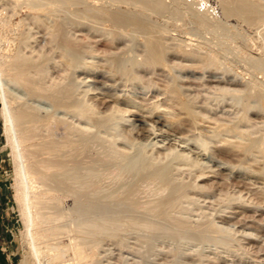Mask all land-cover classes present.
<instances>
[{
    "label": "bare ground",
    "instance_id": "obj_1",
    "mask_svg": "<svg viewBox=\"0 0 264 264\" xmlns=\"http://www.w3.org/2000/svg\"><path fill=\"white\" fill-rule=\"evenodd\" d=\"M1 1V4L0 5H5L3 6L2 8H0V117L2 119V135L5 137V140H6V146L10 148V153H11V158H12V173H13V176H12V179H13V182H12V187L14 189V192H15V195H16V198H17V205H18V210H19V214H20V217H21V220L23 222V229L21 230V236H20V257L17 261L16 264H101V257H100V248H101V243L105 240V239H112L114 240L113 242H115L116 244L118 243L119 245L120 244H123L125 245L123 242H125V238L122 236L124 235L125 233V230L128 232L127 229H130L129 231H136L139 232L137 233L138 236H140L141 234V238L139 239H143L144 241H149V239H152L153 237H155L154 234H159L161 236L160 233H169V236L171 234V236L173 234H177V233H180V231L183 232V229H192L194 227H201V229L203 228V230L205 229L206 231V227H204L203 223H206L207 224V227L208 229H213L214 227V224L216 223L213 219H210V222H202V224L200 225L199 223H196V225H193L191 224V222L189 223L188 222V219H185L186 217L185 216H182V211H184V209L186 207L183 206L182 202H186L185 200H190L191 197L188 196V192H186V186H183L182 183H185L188 181V183L190 182V180L188 179H185L183 178L182 179V187L178 186L179 188H177L176 186V183H178L179 181H174V179H170L168 175H170V173L168 174V171H172V170H169L167 168L168 166L165 164V162L167 161H162L159 160L161 157L162 158H168L169 159V153L170 152H176L177 150L175 149V146H174V150H172V146H169L168 148L171 149L169 150L167 148V145H166V150L164 148L163 151L162 150H157L156 151V155H150L149 158L146 160V162H144L142 164V162H140V160L138 159V161L140 162L139 163V166L137 168L134 169L133 166L131 165H128L129 163V159L127 158V155H126V151L123 150V148H125V146L121 148V142H120V147H118L116 145V143H119V136L118 134H115L114 132H112L110 135L112 136V138H110L111 136L109 137H104L106 136V132H102V130L100 132H102L101 136L99 135V129L97 128V126H95V124L100 126L103 122V125L107 122L108 124H110V122L113 124L114 120H112V118L115 119V121H118V120H124V110L125 108H119L117 106H120L117 105L115 102L112 101V104L114 103L115 105H108V102L109 101H106V97L108 95H106L105 98L103 99H106L104 101L107 102V104L105 105L108 110L107 111H104L105 108L103 109L102 112H100L102 110L99 111L96 107V104L98 105V102L97 100H95V97H94V100L95 102L93 101V96L91 95L92 99H90L94 104H91L89 102H87L86 100H84L81 96L79 97L76 92H75V89L74 87L77 85L75 83V81H72V83H69L71 81H69L70 79L68 78V72H69V69L71 67H74L76 64V59H74V53H78L81 51L82 47H84L83 43L85 42V40L83 41V43L81 41H77L74 39L71 40L67 37L70 36V34L68 35H62L61 33H64V32H60L61 29L63 28V26L61 24H64L65 23V20H63L60 16V14L58 13V17L61 18L59 19L62 20L61 22L63 23H54L53 21V28L51 29L49 23L47 24L48 26L45 28H48V29H45L46 32V40L44 41H40V40H37L35 37H34V32H32L33 34V39L34 40H31L33 41V45L30 41H28V36H31V35H26V33L28 32H25V29L23 27V22L25 19L24 17H19L18 20L14 21L12 20V17L14 16V13H8L9 11V6H7L9 3H12V10L16 8V6H18L19 4L23 3L24 6L26 7V9L28 10V18H32V22L34 23H43L44 25V20H40L42 19L41 16H39L40 13L42 14H53L54 11H58L59 9H67L69 11V13L71 14H74L76 16H78V18H83V19H88V20H91V21H95V22H98V21H103V22H109L110 23V28L109 30H103L104 32L101 31L100 35L99 36H102L103 37V34L104 33L105 35L107 34L106 37H104L106 39V42H110V41H113L114 40V35L119 34L122 32L123 34V31H118L116 33H114L116 31V29H118V27H121L122 25L126 24V23H130L132 26V28H136V29H139V27H145L147 28V31L146 32H149V31H153L155 30V25H156V32L154 33V35L156 34V40H154V38H145L146 39V51L145 52H148L146 54H144V52L141 54V55H146L145 56H141L142 57V60L140 62H142L143 60H145L147 64L148 61L151 62V65H153V63H156V65H164V67L166 66V57H164L166 55V43L164 45L163 41L167 38V35L168 34H165V39H163L164 37L162 32L164 31L163 29L161 28H158L157 24L159 21H157V23L155 21H153V19H151L152 17L151 14H155L156 15L158 13H160L161 11L163 12V10L165 9V12L168 11V15L170 17H172V15L176 12H179L178 15L180 16V12L183 11L184 14H187V15H190L192 17V20L194 21V25H199V27L201 28H207V31L208 29L212 32H215V33H218V34H223L224 33V30L226 29V26H224L225 24L222 25V23H220V19L221 18H214L216 20H219L218 23L216 20V22L214 20H211V16L209 17L207 12L209 11L208 9H210V11L208 12L210 15H211V10L212 8H209L210 6H208V8L206 9V6L204 7V9L206 11H202L200 12V9L199 11L192 7V5L189 3H186V0L185 2L182 0H172L175 5H176V8H173L174 11H172V7L169 8V10L167 9L168 7H170L169 5H167L168 7H165L166 4L168 2H165L163 0H134L133 1V5H135V8L134 11L132 13H127V14H123V10H120V9H111L110 6H106L108 5V3H106V5H103L100 4L101 1L99 0H96V2H94V0H0ZM117 1V0H115ZM121 1H124V0H121ZM130 1V0H129ZM128 3L131 4L132 1H130ZM218 3H220L221 5V9H222V12L224 14V16H230V15H235V13H237L236 15H238V13H244L246 14V12H250V10H252L254 8V5L252 4L253 1H251V3L249 4L246 0H217ZM97 2H100V3H97ZM120 2V1H119ZM125 2V1H124ZM166 4H165V3ZM204 3L205 4V0H197L196 2H193L194 4L196 3L198 6V4H201V3ZM257 2V1H256ZM254 2V3H256ZM126 3V2H125ZM215 3H216V0H215ZM112 3H110L111 5ZM165 4V5H164ZM180 4L182 6V4H184L185 6L184 7H180ZM193 4V5H194ZM259 4V3H257ZM10 5V4H9ZM128 5V4H127ZM132 5V4H131ZM132 5V7H133ZM173 5V4H172ZM206 5V4H205ZM213 6V5H212ZM9 7V8H8ZM22 7V6H21ZM255 7H258V6H255ZM260 7V6H259ZM200 8V6H199ZM215 8V7H214ZM213 8V9H214ZM261 8V7H260ZM58 9V10H57ZM132 9V8H131ZM129 9V10H131ZM132 9V10H133ZM220 9V10H221ZM258 9V8H256ZM66 10V11H67ZM167 10V11H166ZM16 11V10H14ZM62 10H60L61 12ZM172 11V12H171ZM256 10L254 9L253 12H255ZM160 15L162 16H166L168 17L166 14L167 13H162ZM170 12L172 14H170ZM174 12V13H173ZM203 12H205V15ZM211 12V13H210ZM214 12V11H213ZM256 13V12H255ZM16 14V13H15ZM18 14V13H17ZM64 14V13H63ZM175 16L177 17L178 15ZM250 14V13H249ZM254 14V13H253ZM68 15V14H67ZM251 15V14H250ZM21 16V15H20ZM69 16V15H68ZM66 16V17H68ZM72 16V15H71ZM158 16V15H157ZM240 16V15H239ZM254 16V15H253ZM48 17V16H47ZM49 17H51L49 15ZM56 17V15H55ZM73 17V16H72ZM72 17L69 16V19L70 20ZM154 17V16H153ZM170 17V18H171ZM182 17V16H181ZM180 17V18H181ZM190 17V19H191ZM213 17V16H212ZM255 17V16H254ZM57 18V17H56ZM74 18V17H73ZM174 18V17H172ZM226 18V17H225ZM249 18V17H248ZM15 19V18H13ZM27 19V18H26ZM76 19V18H75ZM255 19V18H254ZM31 20V19H30ZM58 20V19H57ZM73 20V19H72ZM70 20V21H72ZM77 24L75 22L76 25H79L82 26V21L80 19H77ZM155 20V18H154ZM166 20V19H165ZM164 20V21H165ZM182 20V19H181ZM184 20V19H183ZM188 20V19H187ZM186 20V21H187ZM190 20V21H192ZM222 20V19H221ZM258 21V19H256ZM29 21V20H28ZM38 21V22H37ZM40 21V22H39ZM46 21V20H45ZM168 21L169 18H168ZM168 21L166 20V24L168 23ZM192 21V22H193ZM230 21V20H229ZM247 21V19L245 20ZM31 22V24H32ZM74 22V21H72ZM83 22H87L86 20H84ZM154 22L156 24H154ZM171 22V21H170ZM191 22V23H192ZM195 22L197 24H195ZM222 22V21H221ZM248 22V21H247ZM251 22V21H249ZM30 23V22H29ZM68 22H66L67 24ZM88 23V22H87ZM94 22H92L93 24ZM231 23V21H230ZM60 24V26L62 28H60V26L58 25ZM69 24V23H68ZM68 24L66 25V27L68 26ZM89 24V23H88ZM160 24V23H159ZM229 24V22L227 23ZM226 24V25H227ZM233 24V23H232ZM232 24H231V27H232ZM235 24V23H234ZM33 25V24H32ZM35 25V24H34ZM38 25V24H37ZM55 25V26H54ZM74 25V24H73ZM90 25V24H89ZM163 25V24H161ZM159 25V26H161ZM169 24H167V27H168ZM27 29H28V26L31 27V25L28 24L27 22V25H26ZM36 26V25H35ZM33 26V27H35ZM50 26V27H49ZM65 26V24H64ZM72 26V24H71ZM70 26V27H71ZM92 26V25H91ZM230 26V25H229ZM40 27V25H38V28ZM42 27V26H41ZM55 27V28H54ZM65 27V28H66ZM89 27V26H88ZM94 28V25L92 26ZM97 26H95L94 30L95 31H98L97 33L99 34V30L100 29H96ZM104 27V26H103ZM163 28L165 26H162ZM166 27V28H167ZM198 27V26H197ZM229 27V28H231ZM37 29H35L34 31H39ZM68 28V27H67ZM76 28V27H74ZM84 28V26H83ZM98 28V27H97ZM105 28V27H104ZM122 28V27H121ZM119 28V29H121ZM228 28V29H229ZM34 29V28H32ZM70 29V28H69ZM80 29V28H79ZM106 29V28H105ZM197 30V28H195ZM238 28L236 27L234 30L236 31H239V29L237 30ZM30 30V29H29ZM66 30V29H65ZM90 30V29H89ZM89 30H86L89 32ZM92 30V29H91ZM90 30V32H91ZM121 30H124L126 31L125 28H122ZM133 30V29H132ZM131 30V31H132ZM140 30V29H139ZM139 30H137L139 32ZM169 30V29H168ZM168 30H166L168 32ZM202 30V29H201ZM12 31V32H11ZM31 31V30H30ZM69 32V30H67ZM85 31V34H87ZM134 31V30H133ZM136 31V30H135ZM136 31V32H137ZM228 31L227 29L225 30V32ZM230 29H229V35L228 36H232L230 37L229 39H237V33H234L235 31H233L234 33V37H233V33L231 34L230 33ZM241 31V30H240ZM79 32V30H78ZM78 32L77 35H78ZM82 32V31H81ZM80 32V33H81ZM93 32V31H92ZM135 32V33H136ZM223 32V33H222ZM232 32V31H231ZM36 33V32H35ZM70 33V32H69ZM74 33V32H73ZM79 33V34H80ZM84 33V32H83ZM96 33V32H95ZM96 33V35H97ZM128 33L127 31L125 32V34ZM135 33H132V35ZM186 33H189V32H186ZM242 33V32H239V34ZM39 34V33H38ZM42 34V33H40ZM44 34V33H43ZM102 34V35H101ZM118 34V36H119ZM121 34V35H122ZM243 34V33H242ZM74 35V34H72ZM72 35L70 36L72 38ZM82 35V34H81ZM84 35V34H83ZM89 35V34H87ZM85 35V36H87ZM91 35L93 36V33H91ZM104 35V36H105ZM110 35V36H109ZM128 35V34H127ZM138 35V34H137ZM151 36H154L152 34H150ZM162 35V36H161ZM67 36V37H66ZM75 36V35H74ZM85 36H83L84 38H86ZM90 36V35H89ZM99 36H96V38H98ZM136 36V35H135ZM134 36V37H135ZM172 36V35H171ZM175 36V35H174ZM225 36V35H224ZM227 36V37H228ZM239 36V35H238ZM78 37H80V35H78ZM77 37V38H78ZM101 37V38H102ZM117 37V36H116ZM115 37V38H116ZM145 37V35H144ZM189 37V36H188ZM187 37V38H188ZM218 37V36H217ZM226 37V36H225ZM240 39L241 38H244L242 36H239ZM31 38V39H32ZM74 38V37H73ZM76 38V36H75ZM81 38V37H80ZM94 38V37H92ZM99 38V39H101ZM102 39L105 41V39ZM119 38V37H118ZM121 38V36H120ZM123 38V37H122ZM133 38V37H132ZM130 38V39H132ZM161 38L163 40H161ZM170 38V37H169ZM178 38L175 36V39ZM190 38V37H189ZM223 38V37H222ZM41 39V38H40ZM99 39H95L96 42L97 40L99 41ZM113 39V40H112ZM125 39V38H124ZM135 39V38H134ZM174 39V38H173ZM175 39L173 41H175ZM181 39H184V38H180ZM215 39V38H214ZM224 39V38H223ZM231 39V40H232ZM245 39V38H244ZM244 39H242L244 41ZM87 40H90L89 37ZM108 40V41H107ZM116 40V39H115ZM133 40V39H132ZM131 40V41H132ZM136 40V39H135ZM179 40V42H180ZM191 40V39H190ZM190 40H188L189 42H191ZM219 40V38H218ZM221 43H224L225 46H228L229 44L225 43L227 41V38H225V40H222L220 39ZM35 41V43H34ZM120 41V40H119ZM167 41V40H166ZM164 41V42H166ZM172 41V39L170 40ZM205 42H207V40H204ZM241 41V40H240ZM93 41H91V43L89 42V44L92 46L91 47H88L90 50L92 49V47H95L94 44L92 43ZM101 42V41H100ZM105 42V43H106ZM108 42V43H109ZM118 42V41H117ZM128 43H131L128 41H126ZM134 42V41H133ZM200 42V41H199ZM208 42H210L208 40ZM229 42V41H228ZM231 42V41H230ZM236 40L234 41V44H235ZM238 42V41H237ZM32 45H31V44ZM103 44H105L103 41H102ZM112 42H110L109 45H111ZM116 43V42H115ZM125 43V42H124ZM168 43V42H167ZM172 43V42H171ZM183 44H177L176 45V41L174 42V50L176 51L175 52V55L177 53H180V55L182 54H185V52H187L188 50H186L187 46L189 45V43H187V41H183L182 42ZM193 43V41H192ZM196 43V42H195ZM193 43V44H195ZM201 43V42H200ZM204 43V42H203ZM212 43V42H211ZM210 43V44H211ZM220 43V45H222ZM233 42H231V47L230 48H237L239 46H233L232 45ZM85 44L87 45V43L85 42ZM114 44V43H112ZM121 44V43H120ZM126 44V43H125ZM173 44V43H172ZM209 44V45H210ZM223 44V45H224ZM227 44V45H226ZM101 45V44H100ZM99 45V46H100ZM106 45H108L106 43ZM118 45V44H117ZM137 45V44H136ZM201 45V44H199ZM198 45V47H200ZM206 45V44H205ZM204 45V46H205ZM208 45V47H209ZM213 44H211L210 46L212 47ZM222 45V46H223ZM237 45V44H236ZM98 46V45H97ZM96 46V47H97ZM103 46V45H102ZM105 46V45H104ZM120 46V45H119ZM129 46V45H128ZM132 46V45H131ZM172 46V47H173ZM224 46V47H225ZM233 46V47H232ZM242 46V45H241ZM241 46L239 48H241ZM245 46V44H244ZM26 47H33L31 50H29V48H26ZM34 47H36L34 49ZM86 47V46H85ZM111 47V46H110ZM109 47V48H110ZM114 47V45L112 46ZM121 47V46H120ZM125 47V46H124ZM202 47V46H201ZM247 47V46H245ZM24 48L28 49V52L26 53ZM86 47V49H88ZM115 48V47H114ZM113 48V49H114ZM128 48V47H127ZM138 48V47H137ZM189 48V47H188ZM213 48V47H212ZM223 48V47H222ZM227 48V47H226ZM225 48V50H226ZM229 48V49H230ZM111 49V48H110ZM109 49V50H110ZM131 49V48H130ZM133 49H136V48H133ZM168 49V48H167ZM193 49V48H192ZM200 49V48H199ZM203 49V48H202ZM209 49V48H208ZM217 49V48H216ZM214 49V50H216ZM224 49V48H223ZM227 48V50H229ZM106 50H108L106 48ZM128 50V49H127ZM126 50V51H127ZM137 50V49H136ZM194 51H196L195 49H193ZM204 51H208L205 47L203 49ZM214 50H211V51H214ZM258 48H257V52H258ZM88 51V50H87ZM86 51V52H87ZM93 51V50H91ZM96 52H98L97 50H95ZM95 51H93L94 53H96ZM99 51H102V50H99ZM132 51V49L130 50ZM129 51V54L131 53ZM138 51V50H137ZM190 48H189V56H191V52H190ZM209 50V52H211ZM219 51V50H216V52ZM232 52H234V50H230ZM236 51H238L236 49ZM240 51V49H239ZM238 51V52H239ZM244 51V49H243ZM255 51V53H256ZM261 51V49H260ZM105 54L109 51H104ZM136 51L132 52L131 54L134 55ZM166 52V53H165ZM215 52V51H214ZM221 52V51H220ZM241 52V51H240ZM239 52V53H240ZM247 52V50H246ZM264 52V51H263ZM110 53L111 55L113 54H117L116 52H111L110 50ZM110 53L108 54L109 56ZM165 53V55H164ZM188 53H186L188 55ZM201 56V53L202 52H199ZM205 53L207 52H204L203 56L204 59H203V56L201 60L202 62L207 59V57L209 58V62H206L209 63L207 64L208 66L211 67V62L213 64L217 62V60L219 59L218 54L217 53H213V54H210V55H206ZM237 52H235L236 54ZM238 53V54H239ZM259 53V52H258ZM58 54V55H56ZM97 54V53H96ZM122 54V53H121ZM127 54H128V51H127ZM128 54V55H129ZM209 54V53H207ZM217 54V55H216ZM257 54V53H256ZM263 54V53H261ZM99 55V54H98ZM107 55V56H108ZM114 55V57H115ZM118 57H120L121 55L120 54H117ZM135 55H139L138 52L135 54ZM134 55V56H135ZM181 55V57H183ZM193 55V54H192ZM76 56V55H75ZM86 56V55H85ZM104 56V55H103ZM107 56H104V58H106ZM130 56V55H129ZM132 56L131 58L135 61V59H137L135 56ZM140 56V55H139ZM220 56V55H219ZM239 56H242L244 59L245 58H251V55L249 52L247 53H243L242 55L239 54ZM255 56V55H254ZM125 57V54L124 56ZM143 57L145 59H143ZM185 57V56H184ZM188 57V56H187ZM193 57V56H191ZM218 59H217V58ZM242 57H240V59L242 60ZM256 57V56H255ZM260 57L257 56L256 58ZM263 57V58H262ZM76 58V57H75ZM84 58V57H83ZM87 58V57H86ZM109 57L106 58V60L108 59ZM127 58V56H126ZM147 58V59H146ZM162 58H165L166 61H164ZM186 58V57H185ZM190 58V57H189ZM188 58V59H189ZM214 58H216L217 60L215 61ZM261 58L264 59V55L262 56L261 55ZM82 59V57H80V60ZM95 59V58H94ZM110 59V58H109ZM115 59V58H113ZM112 59V60H113ZM117 59V58H116ZM120 59V58H119ZM192 59V58H191ZM260 60V58L256 59L259 60V63L260 64V61L262 63L263 60ZM93 60V59H92ZM121 61H123L122 59H120ZM118 60V61H120ZM127 60V59H125ZM178 60V59H177ZM194 60V59H193ZM211 60V61H210ZM213 60V61H212ZM250 59H248L249 61ZM110 61V60H109ZM108 60L107 61H104V62H107V64H109L111 67L110 69L113 67L114 70L116 69L115 67L117 65H114L115 62L111 63L109 62ZM119 62V63H122V62ZM131 61V60H130ZM220 61V59L218 60V62ZM247 61V59L245 60ZM80 62V61H79ZM90 62V61H89ZM92 62V61H91ZM109 62V63H108ZM125 61H123V64ZM139 62V61H138ZM148 62V64L150 63ZM206 62H205V65H206ZM218 62L216 64H214L213 66H219V64L221 62ZM258 62V61H257ZM82 65L83 63L80 62ZM96 63V62H93V64ZM99 63V62H98ZM131 63V62H130ZM181 62L179 61V64ZM204 63V62H203ZM224 62L222 61V65ZM244 63V62H243ZM247 63V62H246ZM245 63V64H246ZM255 63V62H254ZM264 63V61H263ZM52 65L53 69L55 68L58 73V76H56L55 74H49V65ZM86 64V63H85ZM84 64V66H85ZM92 64V65H93ZM97 64V63H96ZM101 63H99L100 65ZM106 64V63H105ZM104 64V65H105ZM106 64V65H107ZM134 63H132L133 65ZM143 64V62L141 63ZM139 64V65H141ZM168 64V63H167ZM184 64V63H183ZM195 65V63H193ZM248 64H250L248 62ZM257 64V66H258ZM102 65V64H101ZM100 65V66H101ZM109 65H108V68L109 69ZM131 64H129L130 66ZM139 65H134L135 67L136 66H139ZM145 65V64H144ZM150 65V64H149ZM155 65V67H156ZM170 65V63H169ZM167 65V66H169ZM186 65V64H185ZM189 65V64H187ZM186 65V66H187ZM192 65V64H191ZM204 65V64H203ZM80 66V64L78 65ZM83 66V67H84ZM88 66V64L85 66V68ZM94 66H97V65H93ZM115 66V67H114ZM126 68H128L129 70H131L132 68L128 67L127 64H125ZM160 66V65H159ZM158 66V67H159ZM166 66V68H167ZM173 66V64H172ZM180 66V65H179ZM182 66V65H181ZM184 66V67H186ZM207 66V67H208ZM225 66V65H224ZM247 64L246 66L244 65V67L247 68ZM250 66V65H249ZM261 66V65H260ZM264 66V65H262ZM50 67V68H52ZM76 67V66H75ZM82 66L81 67H77V68H83ZM89 67V66H88ZM163 67V66H162ZM163 67V68H164ZM189 67V66H188ZM208 67V68H210ZM220 67V66H219ZM218 67V68H219ZM243 67V68H244ZM253 67V72L254 74H256V72L258 71H254V66H251V68ZM76 68V69H77ZM96 68V67H94ZM97 68L100 69V67L97 66ZM102 68V67H101ZM104 68V67H103ZM119 68V67H118ZM116 69L114 71L115 73L117 72V70L119 69ZM153 68V66H152ZM151 68V69H152ZM176 68V67H175ZM200 68V67H199ZM225 68V67H224ZM228 68V66H227ZM250 68V69H251ZM257 68V67H256ZM262 68V67H261ZM51 70L54 71V70ZM74 68H72L73 70ZM89 69V68H88ZM98 69V70H99ZM168 70H170V68L168 67L167 68ZM165 69V70H167ZM229 69V68H228ZM233 69V68H231ZM238 69V68H237ZM245 69V68H244ZM242 69V70H244ZM75 70V69H74ZM91 70V69H89ZM133 70H134V67H133ZM153 70V69H152ZM182 70V69H181ZM213 70V69H212ZM218 70V69H217ZM221 70V69H219ZM224 70V69H222ZM234 70V69H233ZM247 70V69H246ZM252 70V69H251ZM259 70V68H258ZM87 71V69H86ZM104 71V70H103ZM108 71V70H107ZM112 71L111 74H112ZM156 71V70H155ZM200 71V70H199ZM226 72V70H224ZM236 71V68L235 70ZM264 71V69H263ZM71 72V71H70ZM89 72V71H88ZM93 72V71H92ZM106 72V68H105V71L104 73ZM113 72V73H114ZM121 73V69L117 72L118 74ZM131 72V71H130ZM139 72V71H138ZM137 72V73H138ZM147 72V71H146ZM158 72V71H157ZM167 72V71H166ZM184 72V71H183ZM203 72V71H201ZM214 72V71H213ZM217 72V71H216ZM221 72V71H220ZM228 72H231V71H228ZM227 72V73H228ZM238 72H239V69H238ZM237 72V73H238ZM243 72V71H241ZM248 71H244L243 73H247ZM252 72V71H251ZM72 73H75V72H71ZM101 73V72H100ZM109 73V72H107ZM114 73V74H115ZM116 73V75H118ZM144 73V71H143ZM142 73V75H143ZM152 73V72H151ZM151 73H149L151 75ZM161 73V71L159 72ZM165 73V72H163ZM177 73V72H176ZM175 73V74H176ZM200 73V72H199ZM218 73V72H217ZM235 73V75L237 74ZM106 74V73H105ZM104 74V76H105ZM132 74V72H131ZM145 74V73H144ZM147 74V73H146ZM158 74V73H157ZM162 74V73H161ZM187 74V73H186ZM232 74V72H231ZM230 74V75H231ZM240 74V73H238ZM237 74V75H238ZM248 75H250V73H247ZM246 74V75H247ZM253 74V73H252ZM251 74V75H252ZM55 75V76H54ZM74 75V74H73ZM81 75V74H80ZM110 75V74H109ZM122 75V73H121ZM124 75V74H123ZM122 75V76H123ZM141 75L138 74V76ZM139 76V77H142ZM168 75V74H167ZM170 75V74H169ZM173 75V74H172ZM201 75V73H200ZM214 75V74H213ZM216 75V74H215ZM223 75V73L221 74ZM225 75V74H224ZM223 75V76H224ZM244 76V74H241ZM239 75V76H241ZM250 75V77H251ZM263 75V74H262ZM75 78H73L74 80H79L78 78V75H74ZM85 76V75H84ZM92 76V75H91ZM95 76V75H94ZM102 76V75H101ZM114 76V75H112ZM133 76V75H132ZM242 76V77H243ZM257 76V75H256ZM264 76V75H263ZM78 77V78H77ZM82 77V75H81ZM106 77V76H105ZM117 77V76H116ZM118 79L119 81H122L123 77L119 76L118 75ZM126 77V76H125ZM160 77L162 78V76L160 75ZM169 77V76H167ZM166 77V78H167ZM172 77V76H171ZM174 75L173 77L171 78L170 81H166V78H164L167 83H171V86L170 88H168V91L170 89V92L168 93L169 97H173L174 98V106L176 108H178L177 110H179L178 112H182V114H184L185 117H187V121L189 122V124L191 126H188L189 128L190 127H193V130L195 129V125H197V123L199 124V119L200 120V123H202L201 121L205 118H208L210 115H208V117H203V115H201L203 118H199L197 115H195V113L197 112H193V110L191 109L192 106H190V100H186V98L188 96H186V98L183 96V89L181 88V85L179 86V84L176 83H173L172 80H174ZM184 77V76H183ZM199 77V76H198ZM236 77V76H234ZM246 77V76H245ZM259 76H257V78H254L257 80ZM68 78V80H67ZM122 80H121V79ZM134 78V77H133ZM170 78V77H169ZM179 78V77H178ZM199 78H202V77H199ZM216 78V76H215ZM218 78V77H217ZM220 78V77H219ZM239 78V77H236V79ZM244 78V77H243ZM243 78H239L240 80ZM247 78V77H246ZM249 78V77H248ZM252 78V77H251ZM253 78V79H254ZM81 79V78H80ZM98 79V78H97ZM107 79V78H106ZM111 79V78H110ZM136 79L138 80L137 76H136ZM156 79V78H155ZM163 79V78H162ZM177 79V77H176ZM175 79V80H176ZM82 80V79H81ZM84 80V79H83ZM82 80V81H83ZM117 80V79H115ZM114 80V81H115ZM125 80V79H124ZM180 80V79H179ZM198 80V79H197ZM201 80V79H200ZM214 80V79H213ZM232 81V79H230ZM235 80V79H234ZM233 80V82H234ZM263 80V79H262ZM69 81V82H68ZM80 81V80H79ZM118 81V80H117ZM159 81V80H157ZM172 81V82H171ZM245 81V79H244ZM243 81V84H246V82L244 83ZM73 82L75 84H73ZM87 82V81H86ZM91 82V81H89ZM103 82V81H102ZM112 82V81H111ZM116 82V81H115ZM140 82V81H139ZM138 82V83H139ZM144 82V81H143ZM160 82V81H159ZM165 82V83H166ZM214 82V81H213ZM216 82V81H215ZM236 82V81H235ZM234 82V83H235ZM239 82V81H238ZM251 82V81H249ZM253 82V81H252ZM105 83V82H104ZM108 82H106L107 84ZM154 83V82H153ZM158 83V82H157ZM164 83V82H163ZM173 83V84H172ZM217 83V82H216ZM220 82H218L217 84H219ZM226 83V82H225ZM227 83H229L227 81ZM237 83V82H236ZM255 83V82H254ZM262 83H264V80L262 81ZM174 84H177L179 86V88H176L175 86H172ZM205 84V83H204ZM232 84V83H231ZM249 84V83H247ZM256 84L260 87L261 84H259V79H258V83L256 81ZM74 85V87L72 86ZM94 85V84H93ZM137 85V84H136ZM135 85V86H136ZM155 85V84H154ZM165 85V84H164ZM167 85V84H166ZM165 85V87H166ZM183 85V84H182ZM186 85V84H185ZM184 85V86H185ZM201 85V84H200ZM223 86V84H221ZM229 85V84H227ZM90 87V85H88ZM113 86V85H112ZM115 86V85H114ZM124 86V85H123ZM144 86V85H143ZM156 86V85H155ZM154 86V87H155ZM159 86V85H157ZM177 86V87H178ZM206 85H204L205 87ZM211 86V85H210ZM208 86V87H210ZM218 86V85H217ZM213 87L215 88V90H212L210 88H207V89H210L214 92L218 91L220 88V85L217 87ZM235 86V85H233ZM238 86V85H237ZM243 86H246V85H243ZM101 87V86H100ZM108 87V86H106ZM122 87V86H121ZM161 87V86H160ZM168 87V85H167ZM166 87V89H167ZM186 87V86H185ZM219 88L218 90L216 89ZM228 86H226L227 88ZM242 87V86H241ZM16 88L18 90V88L21 90V96L16 92ZM76 88V87H75ZM97 88H98V85H97ZM96 88V89H97ZM148 86L146 87V90H147ZM229 88V87H228ZM230 88H231V85H230ZM235 88V87H234ZM233 88V90H235ZM246 89V87H244ZM244 88H241L244 90ZM258 88V87H256ZM260 90V93L263 92L264 94V84ZM85 89V88H84ZM91 89V88H90ZM93 89V88H92ZM91 89V90H92ZM156 89V88H155ZM165 88L163 87L162 90H164ZM179 89L182 91H179ZM205 89V88H204ZM223 89V88H222ZM220 89V92L221 90ZM232 89V88H231ZM239 89V88H238ZM236 88V91H233L234 95H238V90ZM255 89V87L253 88ZM252 89V90H253ZM78 90V89H77ZM88 90V89H87ZM143 90V89H142ZM145 90V89H144ZM187 90V89H186ZM240 90V89H239ZM238 90V91H239ZM86 91V90H85ZM92 91H95V90H92ZM111 91V90H110ZM116 91V90H115ZM113 91V92H115ZM122 91V90H121ZM205 91V90H204ZM223 91V90H222ZM245 91V90H244ZM243 91V92H244ZM117 92V95L118 94H121V93H118ZM125 92V91H124ZM130 92V91H129ZM209 92V91H208ZM211 92V91H210ZM236 92V93H235ZM250 91H248L246 93H242V92H239V94H246L248 96V94ZM255 91H253L254 93ZM86 93V92H85ZM100 93V92H99ZM126 93V92H125ZM186 93V92H184ZM229 93V92H228ZM231 93V92H230ZM232 93V94H233ZM257 93V92H256ZM258 93V94H260ZM91 94V93H90ZM103 94V93H102ZM114 94V93H113ZM116 94V93H115ZM124 94V93H123ZM121 94V95H123ZM205 94V93H204ZM255 94V93H254ZM253 94V95H254ZM82 95L83 92H82ZM95 95V93H94ZM105 95V94H104ZM128 95V94H127ZM130 95V93H129ZM144 95V94H143ZM162 95V94H161ZM163 95H164V91H163ZM224 95V93L222 94L221 93V96ZM226 95V94H225ZM224 95V96H225ZM236 95V96H237ZM242 95V97H243ZM246 95H244V100L249 98L247 101H251L250 99V96H248L247 98L245 97ZM262 95V94H261ZM99 96V94H98ZM111 98V94L109 95ZM116 96V95H114ZM132 96V95H131ZM130 96V97H131ZM150 96V95H149ZM101 97V96H100ZM117 97V96H116ZM123 97V96H122ZM138 97V96H137ZM136 97V98H137ZM168 97V99H169ZM192 97V96H191ZM213 97V95H212ZM220 97V96H218ZM226 97V96H225ZM239 97V95L237 96ZM236 97V98H237ZM255 97H258V96H253L252 98H255ZM262 97V96H261ZM261 97L259 98V100H261ZM88 98L89 95H88ZM87 98V99H88ZM96 98H99L96 96ZM126 98V97H125ZM129 98V97H128ZM150 98V97H149ZM165 98V97H164ZM172 98V99H173ZM216 98V96H215ZM213 98V99H215ZM241 98V99H243ZM23 99V100H22ZM25 99V100H24ZM31 99H36L38 100L39 102H44V103H47L45 106V109H44V105L42 104H39L36 105V104H31L30 102H32ZM102 99V100H103ZM123 99V98H122ZM134 98H132L131 100L129 99H126L124 100L125 103H129V102H132ZM172 99L170 98V100L172 101ZM212 98H210L211 100ZM223 99V98H222ZM240 99V98H239ZM240 99V100H241ZM258 99V98H257ZM30 100V102L28 103V101ZM89 100V99H88ZM112 100V99H111ZM140 100V99H139ZM157 100V99H156ZM163 100V99H161ZM160 100V101H161ZM166 102L168 101L169 102V105L170 107L173 105L171 103L170 100H167V98H165ZM204 100V98L202 99ZM209 100V98H208ZM254 100V99H252ZM35 101V100H34ZM33 101V102H34ZM104 101H101L99 103H102ZM135 101V100H134ZM138 101V100H137ZM136 101V102H137ZM150 101V100H149ZM189 103H188V102ZM207 101V100H206ZM220 101V100H217V102ZM257 101V100H256ZM255 100L253 103H257ZM38 102V103H39ZM97 102V103H96ZM146 102V101H144ZM171 102V103H170ZM202 102V101H201ZM204 102V101H203ZM216 102V101H215ZM221 102V101H220ZM242 102V101H241ZM245 102V101H244ZM261 102V101H260ZM35 103V102H34ZM105 103V102H104ZM138 103V102H137ZM162 103V102H161ZM206 103V102H205ZM250 103V102H249ZM135 104V103H134ZM147 102L145 104L142 103V105L140 104V106H143V105H146ZM164 104V103H163ZM166 104V103H165ZM208 105H210L209 103H207ZM206 104V105H207ZM218 104V103H216ZM251 104V103H250ZM40 105L43 107H40ZM101 105V104H99ZM123 105V104H122ZM207 105V106H208ZM235 105V104H234ZM233 105V106H234ZM237 105V104H236ZM248 105V103H247ZM257 106L261 107L260 104H256ZM49 106V108H48ZM134 106V105H133ZM206 106V107H207ZM216 106V105H215ZM232 106V107H233ZM240 106V105H239ZM250 106V105H249ZM248 106V107H249ZM262 106L263 108L261 110L264 111V96H263V102H262ZM99 107V106H98ZM145 106H143V111L144 109L147 111L146 108H144ZM168 107V104H166V108ZM173 107V106H172ZM194 107V106H193ZM192 107V108H193ZM205 107V108H206ZM211 107V106H210ZM214 107V105H213ZM236 107V106H235ZM247 106L246 107H241V112L238 117L235 115V117H233L235 119L234 122H223V120L225 119H220L219 122H214V126L212 128H210L211 130L207 131V133H201L199 131V129L197 131L199 132H194V131H191L190 129V134L191 132H194L193 133V136H190V137H193L190 138L189 140H194V142H196V144L199 145V148L200 146L202 147L201 149H203L205 151V149L209 148L210 151L213 149V147L216 149V150H219V151H222L221 149H225L227 152H230V153H233V154H242L243 156H246L247 157V154L249 152H251L252 150H256V153H258L259 155L263 156L264 157V133H262V137L259 138L260 140L259 141H254L253 139H250V135H247L249 133H247V128H243L245 127L246 125L238 128L240 125H237L238 122H241L242 121H247L249 119V117L247 116V111L250 110L253 106H251L250 108H248ZM259 107L257 109H259ZM132 108V107H131ZM148 108L149 110H152V112H154L153 110H157V108L159 109L158 107V103L156 101L153 102L150 101L149 105H148ZM209 108V106H208ZM212 108V107H211ZM216 108V107H215ZM253 108H256V107H253ZM127 109V108H126ZM130 109V107H129ZM127 109V111L129 110ZM169 109V107H168ZM173 109V108H172ZM171 109V110H172ZM203 109V108H202ZM218 109V108H217ZM235 109V108H234ZM240 109V108H239ZM259 109V110H260ZM57 110H62L64 112H66L67 114L68 113H71L73 115L78 116L77 123H75L72 119L69 120L70 118H73L72 115L71 117L68 119L65 115H61V116H58L57 114L60 113L59 111ZM134 110V109H132ZM136 110V109H135ZM148 110V112L150 113V111ZM174 110V109H173ZM176 110V109H175ZM211 110V109H210ZM257 110V111H259ZM61 111V112H62ZM160 111V110H159ZM199 111V110H198ZM251 111V110H250ZM256 111V112H257ZM57 112V113H56ZM130 111H128L129 113ZM136 112V111H135ZM145 112V111H144ZM170 112V111H169ZM220 112V111H219ZM233 112V110H232ZM249 112V111H248ZM147 112H145L144 116L146 115ZM147 113L148 115L146 116L149 117L150 114ZM155 113H158L157 111H155ZM153 113V114H155ZM160 113V112H159ZM167 113V112H166ZM172 113V112H170ZM179 113H177L176 111V114L179 115ZM259 113V112H258ZM257 113V114H258ZM262 113V111H261ZM264 113V112H263ZM127 113H125L126 115ZM169 114V113H168ZM167 114V115H168ZM174 114V112H173ZM181 114V113H180ZM181 114V115H182ZM200 114V113H199ZM216 114V112H215ZM222 114V113H220ZM230 114V113H229ZM132 115V114H131ZM157 115V114H156ZM160 115V114H159ZM177 115V116H178ZM181 115H179L178 117H180ZM233 115V113H232ZM262 115V114H261ZM64 116V117H63ZM128 116V115H127ZM161 116V115H160ZM168 116H171L170 114ZM183 116V115H182ZM183 116V117H184ZM220 116V115H219ZM223 116V115H222ZM225 116V115H224ZM259 116V115H258ZM66 117V118H65ZM80 118H83L84 122L88 121L89 123H93V127L95 126L96 128H92L90 127L89 124H84V126L86 125H89L88 129L90 128L91 131L93 132L94 130L92 129H95L94 131V134H96V136H93L91 135L89 132H87L86 129L82 128L81 127V124L79 123L80 121ZM132 117V116H131ZM131 117L129 116L128 118L131 119ZM158 117V116H157ZM175 116L173 115V118H168V120L172 122H176L174 121V118ZM184 117V119H185ZM215 117V116H214ZM221 117V116H220ZM119 118V119H118ZM140 118V116L138 117ZM211 118V117H210ZM213 118V117H212ZM211 118V119H212ZM261 118V117H260ZM259 118V120H260ZM110 122H108V120ZM118 119V120H117ZM173 119V120H172ZM204 119V120H205ZM231 119V118H229ZM228 119V120H229ZM262 119V118H261ZM82 120V122H83ZM107 120V121H105ZM126 120V119H125ZM128 120V119H127ZM160 121V119H158ZM177 120V119H176ZM180 120V119H178ZM209 120V119H208ZM212 120H216L215 118H213ZM255 120V118H254ZM258 120V121H259ZM91 121V122H90ZM105 121V122H104ZM146 121V120H145ZM157 121V120H156ZM158 121V122H159ZM185 121V120H184ZM181 120V122H184ZM211 121V120H209ZM222 121V122H221ZM257 121V122H258ZM120 122V121H118ZM153 122V121H152ZM155 122V121H154ZM161 122V121H160ZM212 122V121H211ZM105 124L106 127L108 124ZM122 123V122H121ZM244 123V122H243ZM262 123V122H260ZM264 123V121H263ZM112 124H110L112 126ZM117 124H120V123H117ZM175 124V123H173ZM171 124V125H173ZM183 124H187V123H183ZM182 124V125H183ZM203 124V123H202ZM206 124V123H205ZM251 124V123H250ZM253 124H254V121H253ZM252 124V125H253ZM110 125H108V128H112ZM124 125V124H123ZM148 125V124H147ZM164 125V124H163ZM208 125V124H207ZM211 126L213 124H210ZM209 125V127H211ZM131 126H132V123H131ZM130 126V127H131ZM155 126V125H154ZM185 126V125H184ZM183 126V127H184ZM203 126V125H202ZM87 127V126H86ZM101 128H105L104 126H100ZM115 127V126H114ZM113 127V128H114ZM149 127V126H148ZM179 127V126H178ZM205 127V126H204ZM204 127H202L203 129H200L201 131H204ZM264 127V126H262ZM138 128V127H137ZM150 128V127H149ZM174 128V127H172ZM201 128V127H200ZM208 128V127H207ZM243 128V131H241ZM89 129V130H90ZM151 131L153 130V127L150 128ZM150 129H148L150 131ZM158 129V128H157ZM165 129V128H164ZM240 129V130H239ZM129 130V129H128ZM131 130V129H130ZM135 130V129H133ZM146 130V129H145ZM159 130V129H158ZM196 130V129H195ZM245 130H246V136L247 138L249 137V139L246 140L244 139L243 140V137H244V133H245ZM107 131V130H106ZM121 131V130H120ZM154 131V130H153ZM152 131V132H153ZM164 131V130H163ZM183 131V134H184V137H187L189 138L187 135L185 134H189V133H184V130ZM181 131V132H182ZM259 131V130H258ZM256 131V132H258ZM261 131V130H260ZM259 131V133H261ZM132 132V131H131ZM151 132V133H152ZM159 132V131H158ZM264 132V131H263ZM114 133V134H113ZM119 133V131L117 132ZM155 133V132H153ZM163 133V132H162ZM180 133V132H179ZM98 134V135H97ZM161 134V133H160ZM182 133H180V136L182 137L183 135H181ZM256 134V133H255ZM121 135H125L126 134H121ZM120 135V137H121ZM130 135V134H129ZM150 135V134H149ZM259 135V134H258ZM108 136V135H107ZM114 136V137H113ZM128 136V135H127ZM126 136V137H127ZM133 136H136V135H133ZM152 136V135H150ZM179 136V137H180ZM252 136V135H251ZM125 137V139H127ZM132 137V136H131ZM156 137V136H155ZM180 137V138H181ZM184 137H182L184 139ZM258 137V136H257ZM110 138V139H108ZM121 138H124L121 137ZM121 138H120V141H121ZM129 138V137H128ZM137 138V137H136ZM160 138V137H159ZM166 138V137H165ZM252 138V137H251ZM144 139V138H143ZM155 139V138H154ZM181 139V140H183ZM133 140V139H132ZM142 140V138H141ZM147 140V139H145ZM149 140V139H148ZM167 140V139H166ZM177 140V139H176ZM118 141V142H116ZM124 141V139H123ZM134 141V140H133ZM132 141V142H133ZM143 141V140H142ZM141 141V142H142ZM164 141V140H163ZM173 141V140H172ZM185 141V140H184ZM131 142V143H132ZM146 142V141H145ZM151 142H153V140L151 139ZM174 142V141H173ZM187 142V141H186ZM189 142V141H188ZM126 143V142H125ZM129 143V142H128ZM127 143V144H128ZM134 143V142H133ZM158 145H160L158 142H156ZM184 143V142H183ZM154 144V143H153ZM151 144V145H153ZM171 144V143H170ZM195 144V143H194ZM138 144H136L137 146ZM150 145V144H149ZM163 146V144H161ZM5 146V144H4ZM132 146V145H131ZM143 146H144V141H143ZM148 146V144H147ZM146 146V147H147ZM186 146V144H185ZM196 146V145H195ZM213 146V147H211ZM158 147H161V146H158ZM179 147V146H178ZM187 147V146H186ZM189 147V146H188ZM191 147V146H190ZM211 147V148H210ZM128 148V147H126ZM134 148V147H133ZM151 148L153 149V147L151 146ZM151 148H150V151H151ZM177 148V147H176ZM254 148V149H253ZM160 149V148H159ZM179 149V148H178ZM215 149H213L214 151L213 152H216ZM146 150V148H145ZM165 150V151H164ZM169 152H168V151ZM188 150V149H187ZM195 150V149H194ZM199 150V149H197ZM251 150V151H250ZM167 151V152H166ZM179 151V153H178ZM175 154L176 157L179 156L181 150H178ZM190 151V150H189ZM225 151V152H226ZM154 152V150H153ZM152 152V154H153ZM188 152V151H187ZM199 152V151H197ZM202 152V150L200 151ZM207 152V151H205ZM204 152V153H205ZM209 152V151H208ZM255 153V151H253ZM130 154V152H128ZM136 153V152H135ZM143 153V152H142ZM148 153V152H146ZM150 153V152H149ZM186 152L184 151L183 154H185ZM193 153V152H191ZM202 153V154H204ZM220 153V152H219ZM252 153V152H251ZM254 153L250 154L249 155H253L251 157H254ZM128 154V155H129ZM155 154V153H154ZM201 154V153H200ZM207 154V153H206ZM212 154H216V153H212ZM228 154V153H227ZM232 154V157H234ZM136 155V154H135ZM138 155V154H137ZM181 155V154H180ZM209 155V154H208ZM207 155V156H208ZM211 155V153H210ZM216 155H219V154H216ZM224 155V153H223ZM241 155V157L238 159V162L239 164H241L243 160V156ZM258 155V156H259ZM164 156V157H163ZM183 156V155H182ZM181 156V158L183 159V157ZM212 156V155H211ZM210 156V158H211ZM215 156V155H213ZM222 155H219L218 158L221 157ZM261 156H259L262 160H264V158H262ZM144 157V156H143ZM147 157V156H146ZM145 157V158H146ZM171 157V156H170ZM186 159H188V156H184ZM195 156H192V158H194ZM199 157V156H198ZM216 157V160L218 159L217 156ZM180 157H179V161L182 160ZM184 158V159H185ZM205 158V157H204ZM209 158V157H208ZM207 158V159H208ZM230 159V157H227ZM256 158L257 155H256ZM256 158H251L249 160V158H247L246 162L249 160L250 163H252L251 161H253V159H255V161L257 160ZM128 159V161L126 162V160ZM183 160L184 162H186V164H188L187 162H189L191 159H189V161L187 160L186 161ZM200 159V158H199ZM213 159V158H212ZM226 159V158H225ZM259 159V158H258ZM137 160V159H136ZM143 160V159H142ZM164 160V159H163ZM167 160V159H166ZM172 160V159H171ZM170 160V161H171ZM201 160V159H200ZM227 160V159H226ZM232 160V159H231ZM158 161H160L158 163ZM169 161V160H168ZM178 161V159H177ZM182 161V162H183ZM203 161V160H202ZM220 161V160H218ZM225 161V160H224ZM261 161V160H260ZM131 162V161H130ZM181 161L180 162H177V163H180L183 165ZM196 162V160H195ZM199 162V161H198ZM212 162V161H211ZM226 162H229L228 160ZM259 162V160L257 161V163L255 165H257ZM263 162V161H262ZM134 163V161H133ZM160 163H164L165 164V168H167V171L164 169L163 167V164L162 166H159ZM168 163V162H167ZM173 163V162H172ZM171 163V164H172ZM191 163V162H190ZM193 163V162H192ZM208 163V162H207ZM224 163V162H223ZM220 164V165H223ZM234 163H237L235 162V159H234ZM245 163V161H244ZM249 163V162H248ZM249 163V164H250ZM255 162L253 161L252 164H254ZM170 164V165H171ZM176 164V163H175ZM180 164H178L179 168H180ZM185 164V163H184ZM194 164V163H193ZM198 164V163H197ZM210 164V163H208ZM246 164V163H245ZM261 164V163H260ZM264 164V163H263ZM169 165V164H168ZM169 165V166H170ZM196 165V164H195ZM217 165V164H216ZM237 164H233L232 166H235L236 167ZM174 164H172V168H173ZM177 166V165H175ZM189 166H192V164ZM194 166V165H193ZM210 166V165H209ZM208 166V167H209ZM230 166V165H229ZM238 166V165H237ZM250 167L249 171H251V168H253V166L250 164L248 165L247 167ZM136 167V165H135ZM185 166H181V168ZM207 167V165H206ZM205 168H201V171L202 169H206ZM207 167V168H208ZM218 167V166H217ZM216 167V168H217ZM260 167V166H258ZM163 168V169H162ZM176 168V169H177ZM180 168V169H181ZM183 168V169H184ZM188 169L191 170V168H189L188 166L185 168L186 171H184L183 169H181V171L183 173H187V177H189L188 175L191 174V176H193V178L195 177L196 179L199 178V176H203L205 174H207V171H205L206 173L204 174H200V169H199V176L194 174V173H197V172H188ZM230 168V167H229ZM234 168V167H233ZM256 167L254 166V169ZM175 169V167H174ZM175 169V170H176ZM194 169V168H193ZM192 169V170H193ZM210 169V168H209ZM215 169V168H214ZM220 169V168H219ZM258 169V168H257ZM263 169V167H262ZM262 169H260V171H262ZM174 170V171H175ZM191 170V171H192ZM196 171V167L194 169ZM193 170V171H194ZM208 170V169H206ZM211 170V169H210ZM209 170V171H210ZM167 173H166V172ZM173 171V172H174ZM180 171V170H179ZM216 171V170H215ZM218 171V170H217ZM259 171V172H260ZM171 172V173H173ZM176 172H178L176 170ZM182 172H179L178 174L181 173V176H182ZM204 172V171H203ZM214 172V170L212 171ZM252 172V171H251ZM264 172V171H262ZM185 173V174H186ZM189 173V174H188ZM211 173V172H210ZM222 173V172H221ZM168 174V175H166ZM193 174V175H192ZM209 174V173H208ZM207 174V175H208ZM226 174V173H225ZM254 174V172H253ZM256 174V173H255ZM178 177H180L179 175H177ZM184 176V175H183ZM190 176L191 178V181L194 180L192 179V177ZM198 176V177H197ZM206 176V175H205ZM221 176V175H220ZM224 176V175H223ZM129 177H131V181L130 183H125V181L127 179H130ZM185 177V176H184ZM208 177V176H207ZM174 178H176V176H174ZM181 178V177H180ZM203 178V177H202ZM228 178V177H227ZM11 179V180H12ZM231 179V177L229 178ZM228 179V180H229ZM177 180V178H176ZM184 180V181H183ZM186 180V181H185ZM227 180V179H226ZM236 180V179H235ZM195 182L197 180H194ZM215 181V180H214ZM213 181V182H214ZM218 181V180H217ZM264 181V180H263ZM210 182V181H209ZM225 182V180H224ZM223 182L222 185H225ZM238 182V181H237ZM243 182V181H242ZM234 183V182H232ZM247 183V182H245ZM179 184V183H178ZM199 184V182H198ZM212 184V183H210ZM227 184H230L227 183ZM238 184V183H237ZM186 185V184H185ZM201 185V186H199ZM187 184V186H191L192 188H204L203 184ZM203 185V186H202ZM209 185V184H208ZM216 185H220V184H216ZM247 184H245L246 186ZM205 189H209V186H207V184L205 185ZM215 186V185H214ZM251 187V186H250ZM253 187V186H252ZM259 187V186H258ZM219 188V187H218ZM241 190V188H239ZM248 189V188H247ZM250 189V188H249ZM248 189V190H249ZM260 189V188H258ZM192 190V189H190ZM223 190V189H222ZM237 190V189H236ZM262 189H260L261 191ZM188 191V190H187ZM197 191V190H196ZM207 191V190H206ZM224 191V190H223ZM259 191V192H260ZM191 194L192 191H189ZM198 192V191H197ZM211 192V191H210ZM219 193H221L220 191H218ZM225 192V191H224ZM237 192V191H235ZM253 192V190H252ZM250 192V193H252ZM256 192V191H254ZM253 192V193H254ZM264 192V191H263ZM262 192V193H263ZM194 193V192H193ZM209 193V192H207ZM213 193V191H212ZM218 193V194H219ZM227 193V192H226ZM224 195V193H222ZM222 194H219V195H222ZM228 194V193H227ZM238 194V193H237ZM236 194V195H237ZM249 194V193H248ZM258 194V193H257ZM261 194V193H260ZM264 194V193H263ZM194 195V194H192ZM240 194H238L239 196ZM226 196V194H225ZM261 196V195H260ZM241 197V196H240ZM243 197V196H242ZM241 197V198H242ZM226 199L228 198L227 196L226 197H222V199ZM231 199H233L232 197H230ZM229 198V200H231ZM236 198V197H234ZM194 197L191 199L193 201ZM196 199V198H195ZM194 199V200H195ZM240 198L238 197V200ZM251 199V198H250ZM249 201H252L250 200ZM221 200V199H220ZM228 200V199H226ZM264 200V199H262ZM197 201V200H196ZM248 201V202H249ZM259 201V200H258ZM231 202V201H230ZM229 202V203H230ZM242 202H245V201H242ZM66 203H72V207H68ZM77 203H83V204H90L91 203H98L96 208L101 207V209L103 208L101 205H103L102 203H109V205L112 203H133V205L135 206V208L141 212H144L148 215V217H142L144 215H138V216H135V215H129L127 214L128 216H126V214H122L123 216H119L120 214H106V213H101L98 214L95 216L94 214L90 213L89 211H86L85 212H79V208H78V204ZM100 203V204H99ZM188 203V202H186ZM256 203V202H255ZM260 203V202H258ZM95 205V204H94ZM107 205V204H105ZM115 205V204H114ZM129 205V204H128ZM89 206H86L84 205V207L88 208ZM108 206V205H107ZM247 206V205H245ZM110 207V206H109ZM114 207V206H112ZM131 207V206H130ZM184 207V208H183ZM90 208V207H89ZM115 208V207H114ZM114 208L113 211H114ZM134 208V209H135ZM91 209V208H90ZM106 209H110L108 207H106ZM111 210H108V211H112ZM135 209V210H136ZM88 210V209H87ZM95 210H92L93 213H95ZM119 210V209H118ZM186 210V209H185ZM91 211V212H92ZM112 211V212H113ZM116 211V209H115ZM133 211V210H132ZM73 212H77L78 213V218L76 216V218L73 216ZM118 212V211H117ZM120 212V211H119ZM80 213V214H79ZM133 213V212H132ZM82 214V215H81ZM185 217V218H184ZM208 220V219H207ZM206 220V221H207ZM214 221L213 223L211 221ZM198 224V225H197ZM217 225V224H216ZM215 225V226H216ZM256 225V224H255ZM206 226V225H205ZM249 226V225H248ZM219 226L216 228L218 229ZM196 229V228H195ZM194 229V230H195ZM198 229V228H197ZM196 229V230H197ZM222 229H224L222 227ZM186 230L184 232H186ZM200 230V229H199ZM197 230V231H199ZM131 231V232H132ZM193 231V230H192ZM208 231V230H207ZM220 232V230H218ZM224 232L222 233H227L226 230H222ZM124 232V233H123ZM126 232V233H127ZM130 232V233H131ZM142 232V233H141ZM183 232V233H184ZM245 231H243V234H244ZM129 233V232H128ZM127 233V234H128ZM135 232L131 233L132 235H134ZM248 233V232H246ZM245 233V235H246ZM126 235V234H125ZM124 235V236H125ZM154 235V236H153ZM158 235V236H159ZM166 235V234H165ZM251 235V234H249ZM253 235V234H252ZM127 236V235H126ZM125 236V237H126ZM137 236V237H138ZM153 236V237H152ZM180 236V235H179ZM128 237V236H127ZM135 237H136V234H135ZM136 237V239H137ZM152 237V238H151ZM173 237V236H172ZM253 237V236H252ZM251 237V238H252ZM123 238L125 241H123ZM153 238V239H154ZM250 238V237H249ZM152 239V240H153ZM109 241V240H107ZM137 241V240H136ZM138 243H142L143 241L140 242L137 241ZM104 243V242H103ZM126 243V242H125ZM145 243V242H143ZM142 243V244H143ZM148 244V243H147ZM263 244V243H262ZM146 245V244H145ZM151 245V241H150V244ZM148 245V246H149ZM203 257V256H202Z\"/></svg>",
    "mask_w": 264,
    "mask_h": 264
},
{
    "label": "rangeland",
    "instance_id": "obj_2",
    "mask_svg": "<svg viewBox=\"0 0 264 264\" xmlns=\"http://www.w3.org/2000/svg\"><path fill=\"white\" fill-rule=\"evenodd\" d=\"M93 1V0H92ZM99 1H101V3L100 2H97V3H100V4H104V5H106V3H108V5H106V6H110V8L111 9H120V10H123L124 12H123V14H127L128 12L129 13H132L133 11H134V9L133 8H135V5H133V1L134 0H130V1H132V3L129 1V0H124V1H121V0H117V1H115V0H99ZM120 1V2H119ZM128 1L133 5V7H132V5L131 4H129L128 3ZM163 1H165V2H168L167 4H166V6L165 7H168L167 5H169L170 7H168L167 9L169 10V8H171L172 7V11H174V9L173 8H176V5H175V3L172 1V0H163ZM185 2V0H182V2ZM249 4L251 3V1H253V0H246ZM257 1V2H256ZM94 2H96V0H94ZM106 2V3H105ZM190 3L191 5H192V7H194V8H196L198 11H199V9H200V12H201V10L202 11H206L205 9H204V7L206 6V9L208 8V6H210L209 8H212V10H211V15L208 13L209 11H210V9H208L209 11L207 12V14H208V16L211 18V20H216L217 18L219 19V18H221L220 19V21L219 20H216L217 22L219 21L220 23H222V25L223 24H225L226 22L228 23L229 22V24H225L224 26H226V29L228 30V31H226L225 32V30H224V33L223 34H218V33H215V32H212V31H210L209 29H208V31H207V28L205 29H203L202 27L200 28L199 27V25L195 22V24H197V25H194V21L192 20V17L190 16V15H187V14H184L183 13V11L182 12H180V16L178 15V13L179 12H177V14H176V12L172 15V17H174V18H172L171 17V15H170V17H169V13H168V11L167 12H165V9L163 10V12L164 13H167L166 15L168 16V17H166L165 15L164 16H162V15H160L161 14V12L160 13H158L157 15H156V13L155 14H151V16L150 17H152L151 19H153V21H155L156 23H157V21H159L158 22V24H157V26H158V28H161V29H163L164 31L162 32V34H163V36L162 37H164L163 39H165V34H168L167 35V38L164 40V41H166V42H164L163 41V43H164V45H165V43H166V50H168V51H166V52H168V53H166V55H165V53H164V57H166V58H168V59H166V60H168V61H166L165 60V58H162L164 61H166L167 63H166V66L167 65H169V63H170V65L169 66H167V68L169 67L170 68V70H168L167 68H166V66L164 67V65H161V64H159V65H156V63H153V65H151V62L150 61H148V62H150L149 64H148V62H147V64L146 63H144V62H146L145 60H143L142 62H143V64H141L142 62H140L141 60H142V57L141 56H145L146 57V53H148V52H145L146 51V49H147V45H146V39L147 38H154V40H156V34L154 35V33L156 32V25H155V30H154V32L153 31H149V32H146L147 31V28H145V27H139V29H136L135 27L134 28H132V26L133 25H131L130 23H126V24H124V25H122L121 27L122 28H125L126 29V31L128 32V33H126L125 34V32L126 31H124V30H121L122 28L121 27H118V29H116V31L114 32V33H116L117 32V30L118 31H123V34H122V32L119 34V32H118V34H119V36H118V34H116V35H114V40L113 41H110V42H112V43H114V44H112L111 43V45H109L110 44V42L108 43V42H106V39L104 38V37H106L107 36V34L105 35L104 33H102L103 34V37L102 36H99L100 35V33H101V31L102 32H104L105 30H109V28L111 27L110 26V23L109 22H101V21H98V22H95V21H91V20H88V19H83V18H78V16H76V15H74V14H71V13H69V11L67 10V9H64V8H62V9H57L58 11H54V13L53 14H42V13H40L39 14V16H41L42 17V19H40L41 21L42 20H44V25H43V23H41L40 21V23H33L32 22V18L30 17V18H28V16L27 15H29L28 14V10L26 9V7L24 6V4L23 3H21V4H19L18 6H16V8L15 9H11L12 8V3H9L7 6H9L8 8H9V11H8V13H14V16L12 17V20H14V21H16V20H18L19 19V17H24L25 19H23L24 20V24H23V27H24V29H25V32H28V33H26V35L28 34V35H31V36H28V41H30L32 44H33V41H31V40H34L32 37H33V33L32 32H34V37L35 36H37V37H35L37 40H40V41H44V40H46L47 38V36H46V34H45V32H46V30L45 29H48V28H45V26L47 27L48 25V23H49V25L51 26H49L51 29L53 28V24L55 23V21H56V23L55 24H57L58 22L61 24V23H63V22H61L62 20H60L59 21V19H63V20H65V26H64V24H61L62 26H63V28L60 26V24H58L59 26H60V28H62L61 29V31L60 32H64V33H61L62 35H64L65 33V35H69L70 34V36L72 35V34H74L75 36H76V38H75V36L74 35H72V38L69 36V37H67V38H69V39H71V40H73L74 39V41L75 40H77V41H81L82 43H83V41L85 40V42L87 43V45L85 44V42L83 43V45H84V47H82V49H81V51L80 52H78L77 54L76 53H74V59H76L75 61H76V64L77 65H75L74 67H71L70 69H69V72H68V78L70 79L69 81H71V82H69V83H72V81H75V83L77 84L75 87H74V85H72L73 87H74V89H75V92H76V94L80 97H82L84 100H86L87 102H89V103H91V104H94L90 99H92V97H91V95L93 96V101L95 102V100H97V101H99V102H101V101H104V100H106V101H109L110 100V102H108V105H109V107H110V105L112 104V101L113 102H117L116 104L117 105H119L120 104V106H117V107H119V108H121V109H123V108H125V109H123L124 110V112L125 113H127L126 115H125V113H124V120H122V118H121V120H118V121H120V122H118V121H115V119L114 118H112V120H114V121H112V122H114L113 124L108 120V122H110V124H112V126L110 125V124H108L107 122V124L108 125H110L112 128L110 129V128H108V125H107V127H106V123L103 125V122L102 123H100L102 126H104L105 128H101L98 124L96 125L95 124V126H97V128L99 129H97L95 126L93 127L92 125H93V123H89L88 121L86 122H84V120H83V118H80L79 117V123L81 124V127L82 128H84V129H86L87 130V132H89L91 135H93V136H96V134H94V131H95V129H92V130H94L93 132L91 131V129L89 130L88 129V127H89V125H90V127H92V128H96L99 132L102 130V132L104 133V132H106L107 134H106V136H104L105 138L106 137H109V136H111L110 134L112 133V132H114L115 134H118V136H119V143H116V145L118 146V147H120V142H121V148H122V146L124 147L125 146V148H123V150H125L126 151V155H127V158L129 159V162H127L128 161V159L126 160V162L127 163H129L128 165H131V166H133L134 167V169L135 168H137L138 166H139V163L140 162H142V164L144 163V162H146V160L149 158V156L150 155H156V151L157 150H162L163 151V149L162 148H166V145H167V148L169 147V146H172V150H174V146H175V149L178 151V150H181V152H180V154H179V156L178 157H176L175 155V153L177 152H170L169 153V159L166 157V158H160L159 160H161L162 159V161H167V162H165V164L168 166L167 168L169 169V167H170V169L169 170H172L171 172H173L177 167H179L178 166V164H180V163H177V162H182L183 160H185L186 158L184 157V156H188V159H186V161L188 160L189 161V159H191L189 162H187L188 164H186V162H182L183 163V165L185 166V168L188 166L189 168H191V170L194 168L195 169V167H196V171L194 170H190V169H188L187 168V170H188V172H199V169H200V167L202 168H205L206 167V165H207V167H206V169H208V170H204V169H202V171H201V169H200V174H204V173H206L205 171H207V174H205V175H203V176H199L200 174L197 172V173H194V174H196V175H198L199 176V178H193V176H191V174H189L188 176L189 177H187V171H186V169L184 168V167H182L181 168V166H183L182 164H180L181 166H180V168L181 169H183L184 171H186L185 173H183L182 171H181V169L179 168V170H178V168L176 169L178 172H176V170L173 172V173H171L170 171H168V174L170 173V175H168V174H166V175H168L169 176V178L170 179H174V181H179L178 183H176V186H177V188H179L178 186H180V187H182V184H183V186H186L185 188L188 190H186V192H188V196L189 197H191L190 198V200L188 201V200H185L186 202H188V203H184V202H182V204H183V206L184 207H186L185 209H184V211H182V212H184V213H182V216H185L184 218L185 219H188V222L190 221L191 222V224L193 223H195L194 225H196V223H201L202 224V222H210V219H213L216 223L214 224L213 222V220L211 221L213 224H214V227H213V229L211 230V229H208V227H207V224L206 223H203V224H205V225H203L204 227H206L207 229H206V231H205V229L203 230V228L201 229V227L199 228V227H194V228H192V229H183V232L186 230V232H182V231H180V233H177V234H173L172 236H171V234H170V236H169V233H164V235H163V233H160L161 234V236L159 235V234H154L155 235V237L156 238H154L153 236V240L152 239H149V241H144L143 239L141 240V239H139V238H141L140 236L142 235H140V236H138V234L137 233H139V232H137L136 233V231H132V229H131V231H129L130 229H127L128 230V232L125 230V233H124V235L126 236H124V235H122L124 238H125V240H124V238H123V241H125V242H123L125 245H123V244H116L115 242H113L114 240H110V239H105L102 243H101V248H100V257H101V264H264V200H262V199H264V172H262V171H264V160H262L259 156H261V155H259L258 153H256V150H250L252 153H254L253 151H255V153H254V157H251V156H253V155H249V153L250 154H252L251 152H249L248 154H247V157L246 156H243L242 154H233V153H230V152H227L225 149L223 150V149H221L222 151H219V150H216L213 146H211V147H213V149H215V151L216 152H213L214 150L212 149L211 151H210V149L209 148H207V149H205V151H207V152H205L203 149H201L202 147L200 146V148H199V145L198 144H196V142H194V140H189L190 138H192L193 139V137H190V136H193V133L194 132H203V133H207V131H209V130H211L210 128H212L213 126H214V124L216 123V122H219V120L220 119H224V117H225V119L223 120V122H229V123H231V122H234L235 121V119L233 118V117H235V115L238 117V115L243 111L242 109L244 108V107H248L249 105V107L248 108H250L251 106H253V107H256V108H251L250 110H248L247 111V113H249V114H247V116L249 117V119L247 120V121H242V123L241 122H238V124L237 125H240V124H242V125H240L238 128H240V127H242V126H244V125H246L245 127H243V128H247L246 130H247V133H249V134H247L246 133V130H245V135H244V137H243V140L245 139L246 140V138H247V136H246V134L247 135H250V139H253L254 141H259L260 139L259 138H261L262 137V133H264L263 131H264V127H262V126H264V123H263V121H264V111L263 110H261L262 108H263V106H262V102H263V96H264V94H263V92L262 93H260V90L262 89V88H260V87H262L263 86V84L264 83H262V81L264 80V71H263V69H264V66H262V65H264V63H263V61H264V59H262L261 58V55L263 56L264 55V0H255V1H253L252 2V4L254 5V8L252 9V10H250V12L248 11V12H246V14H244V13H238V15H236L237 13H235V15L233 14V15H230V16H224V14H223V12H222V9H221V5H220V3H218V1L216 0V3H215V0H205V4L202 2L201 4H198V6H196L197 4L195 3H193L192 1H188V0H186V3ZM254 2H256V3H254ZM110 3H112L111 5H110ZM188 3V4H189ZM257 3H259V4H257ZM0 4H1V1H0ZM102 4V5H103ZM128 4V5H127ZM164 4V5H165ZM173 4V5H172ZM194 4V5H193ZM6 5V4H5ZM5 5H0V8H2L3 6H5ZM213 5V6H212ZM22 6V7H21ZM185 5L184 4H182V6H181V4H180V7H184ZM199 6H200V8H199ZM255 6H258V7H255ZM261 8H260V7ZM215 7V8H214ZM133 10H132V9ZM214 8V9H213ZM256 8H258V9H256ZM129 9H131V10H129ZM221 9V10H220ZM256 10L255 12H253V10ZM14 10H16V11H14ZM60 10H62L61 12H60ZM67 10V11H66ZM171 11V12H172ZM214 11V12H213ZM162 12V13H163ZM170 12V14H172ZM18 13V14H17ZM58 13L60 14V16L59 17H61L62 15V17L61 18H59L57 15H58ZM64 13V14H63ZM163 13V14H164ZM204 14H205V12H203ZM251 15H250V14ZM254 13V14H253ZM27 14V15H26ZM70 17H72L70 20H72V21H74V22H72V21H70V20H68L69 19V16ZM175 14L176 15H178L177 17L175 16ZM207 14H205V15H207ZM21 15V16H20ZM49 15L51 16V17H49ZM55 15H56V17H55ZM72 15V16H71ZM240 15V16H239ZM255 17H254V16ZM48 16V17H47ZM66 16H68V17H66ZM154 16V17H153ZM182 16V17H181ZM213 16V17H212ZM181 17V18H180ZM190 17H191V19H190ZM226 17V18H225ZM249 17V18H248ZM13 18H15V19H13ZM27 18V19H26ZM76 18V19H75ZM154 18H155V20H154ZM168 18H169V20L171 21H168ZM214 18H216V19H214ZM255 18V19H254ZM31 19V20H30ZM58 19V20H57ZM77 19H80L81 21H82V26H80L79 27V25H80V23H79V25H76L77 24ZM168 21V23L167 24H169L168 25V27H167V24H166V20ZM182 19V20H181ZM184 19V20H183ZM188 19V20H187ZM247 19V21H245ZM256 19H258V21L256 20ZM29 20V21H28ZM46 20V21H45ZM55 20V21H54ZM84 20H86L87 22H83ZM157 20V21H156ZM165 20V21H164ZM187 20V21H186ZM190 20H192V21H190ZM231 21V23H230V21ZM53 21H54V23H53ZM215 21V22H216ZM222 21V22H221ZM226 21V22H225ZM249 21H251V22H249ZM27 22H28V24L29 25H31V27L30 26H28V29L26 28L27 26ZM30 22V23H29ZM31 22H32V24H31ZM38 22V21H37ZM43 22V21H42ZM66 22H68L67 24H68V28L66 27ZM75 22H76V24H75ZM92 22H94L93 24H92ZM154 22V24H156ZM192 22V23H191ZM218 22V23H219ZM225 22V23H224ZM53 23V24H52ZM160 23V24H159ZM219 23V24H220ZM233 23V24H232ZM235 23V24H234ZM36 26H35V25ZM40 25V27L38 28V25ZM71 24H72V26H71ZM74 24V25H73ZM161 24H163V25H161ZM231 24H232V27H231ZM94 25V28H95V26H97L96 27V29L98 30V29H100V27H101V29H103V30H99V34L97 33L98 31H95L94 30V28L92 27V26ZM159 25H161V26H159ZM230 25V26H229ZM33 26H35V27H33ZM42 26V27H41ZM55 26V25H54ZM71 26V27H70ZM83 26H84V28H83ZM89 26V27H88ZM106 28H104V27ZM162 26H165L164 28L162 27ZM198 26V27H197ZM66 27V28H65ZM74 27H76V28H74ZM167 27V28H166ZM229 27H231V28H229ZM238 28L239 29V31H236V30H234L235 28ZM32 28H34V29H32ZM38 28V30L39 31H34L35 29H37ZM45 28V29H44ZM55 28V27H54ZM70 28V29H69ZM80 28V29H79ZM119 28H121V29H119ZM195 28H197V30L195 29ZM232 31H230V33L232 34L233 33V31H235L234 33H237L238 32V34H237V39H234V41L236 40V42H235V44H234V41H233V39L231 40V39H229L230 37H232V36H228L229 34V29ZM31 31H30V30ZM66 29V30H65ZM91 30V32H90V30ZM134 31H133V30ZM169 29V30H168ZM202 29V30H201ZM237 29V30H238ZM67 30H69V32L67 31ZM78 30H79V32H78ZM86 30H89V32L88 31H86ZM132 30V31H131ZM137 30H139V32L136 31ZM146 30V31H145ZM166 30H168V32L166 31ZM241 30V31H240ZM82 31V32H81ZM85 31H86V33L87 34H89V35H87V34H85ZM93 31V32H92ZM12 32V31H11ZM36 32V33H35ZM74 32V33H73ZM76 32H78V35H80V37H78V35H77V33ZM81 32V33H80ZM84 32V33H83ZM97 33V35H96V33ZM136 32V33H135ZM186 32H189V33H186ZM239 32H242V33H240L239 34ZM39 33V34H38ZM40 33H42V34H40ZM44 33V34H43ZM80 33V34H79ZM91 33H93V36L91 35ZM132 33H135V35L133 34L132 35ZM234 33H233V37L236 35H234ZM82 34V35H81ZM84 34V35H83ZM101 34V35H102ZM122 34V35H121ZM128 34V35H127ZM138 34V35H137ZM150 34H152V35H154V36H151ZM228 34V35H227ZM85 35H87V36H85ZM105 35V36H104ZM144 35H145V37H144ZM172 35V36H171ZM176 37H178V38H176L175 39V36ZM226 37H225V36ZM242 36V37H244V38H241L240 39V37L239 36ZM83 36H85L86 38H84ZM96 36H99L98 38H96ZM110 36V35H109ZM117 36V37H116ZM120 36H121V38H120ZM135 36V37H134ZM190 38H189V37ZM218 36V37H217ZM228 36V37H227ZM74 37V38H73ZM78 37V38H77ZM88 37H89V39L90 40H87L88 39ZM92 37H94V38H92ZM102 37V38H101ZM116 37V38H115ZM119 37V38H118ZM123 37V38H122ZM133 37V38H132ZM170 37V38H169ZM188 37V38H187ZM224 39H223V38ZM32 38V39H31ZM41 38V39H40ZM99 38H101V39H99ZM105 39V41L104 40H102V39ZM107 38H108V36H107ZM110 38V37H109ZM108 38V39H109ZM125 38V39H124ZM130 38H132V39H130ZM136 40H135V39ZM146 38V39H145ZM175 39V41H176V45L178 44H183L182 42L183 41H187V43H189V45L187 46V48H186V50H188L187 52H185V54H181L183 57H181V55H180V53H178V55H177V53H176V55H175V50H174V47L175 46H173L174 45V42L175 41H173L174 39ZM180 38H184V39H181L180 40ZM215 38V39H214ZM218 38H219V40H218ZM225 38H227V40H225ZM84 39V40H83ZM95 39H99V41L97 40V42H96V40ZM116 39V40H115ZM162 38H161V40H163ZM172 39V41H170ZM191 39V40H190ZM220 39H222V40H225V41H227V42H225V43H227V44H229L228 46H230L231 47V42H233L232 43V45L233 46H241V48H239V47H237V48H230V47H228V46H225V44L224 43H221L222 41L220 40ZM242 39H244V41L242 40ZM120 40V41H119ZM129 40V42H131V43H128V42H126V41H128ZM132 40V41H131ZM179 40H180V42H179ZM188 40H190L191 42H189ZM204 40H207V42H205ZM208 40L210 41V42H208ZM241 40V41H240ZM91 41H93L92 43L94 44V46L95 47H92V49L91 50H93V51H95V50H97L98 52H96V53H94L93 51H91L88 47H91L92 46V44L90 45L89 44V42L91 43ZM101 41V42H100ZM102 41L105 43H107L108 45H106V43L105 44H103L102 43ZM118 41V42H117ZM134 41V42H133ZM192 41H193V43H195V44H193L192 43ZM201 43H200V42ZM219 41H221V42H219ZM229 41V42H228ZM231 41V42H230ZM238 41V42H237ZM116 42V43H115ZM126 44H125V43ZM168 42V43H167ZM173 44H172V43ZM204 42V43H203ZM212 42V43H211ZM30 43V44H31ZM34 43H35V41H34ZM121 43V44H120ZM213 44L212 45V47L210 46L211 44ZM220 43L223 45H220ZM31 44V45H32ZM101 44V45H100ZM118 44V45H117ZM137 44V45H136ZM199 44H201V45H199ZM206 44V45H205ZM210 44V45H209ZM226 44V45H227ZM237 44V45H236ZM244 44H245V46H247V47H245L244 46ZM34 45V44H33ZM98 45V46H97ZM100 45V46H99ZM103 45V46H102ZM105 45V46H104ZM114 45V47H112ZM121 47H120V46ZM129 45V46H128ZM132 45V46H131ZM198 45L200 46V47H198ZM205 45V46H204ZM208 45H209V47H208ZM35 46V45H34ZM88 48V49H86V47ZM97 46V47H96ZM111 46V47H110ZM125 46V47H124ZM173 46V47H172ZM202 46V47H201ZM225 46V47H224ZM232 46V47H233ZM111 49H110V48ZM128 47V48H127ZM138 47V48H137ZM190 48V50L192 51H190L192 54H191V56H193V57H191V56H189V48ZM204 47L208 50V51H204L203 49H204ZM224 49H223V48ZM229 49V50H227V48ZM26 48H29V50H31L32 48L31 47H26ZM36 47H34V49H35ZM106 48L108 49V50H106ZM114 48V49H113ZM132 49V51H130L131 49ZM133 48H136V49H133ZM168 48V49H167ZM195 49L196 51H194L193 49ZM200 48V49H199ZM203 48V49H202ZM209 48V49H208ZM217 48V49H216ZM225 48H226V50H225ZM257 48L259 49L258 50V52L256 51L257 50ZM111 50V52H112V54H113V52H116L117 54H120L121 56L120 57H118V55L116 54H113V55H111V53H110V50ZM128 49V50H127ZM145 51H144V50ZM214 49H216V50H219V51H217L216 52V50H214ZM236 49L239 51V49H240V53L238 52V51H236ZM243 49H244V51H243ZM260 49H261V51H260ZM24 50H25V52L27 53L28 52V49H27V51H26V49L24 48ZM88 50V51H87ZM99 50H102V51H99ZM128 51V54H129V51L132 53V52H134V51H136L135 53H134V55L138 52V54L140 55H135V56H137L136 58L137 59H135V61L131 58L132 56H134V55H132L131 53L128 55L127 54V51ZM144 52V54H146V55H141L143 52ZM209 50L211 51V50H214V51H211V52H209ZM230 50H234V52H232V51H230ZM246 50H247V52H249L250 53V55H251V58H243L242 56H239V54L240 55H242L244 52L245 53H247L246 52ZM87 51V52H86ZM104 51H109V52H107L106 54H105V52ZM221 51V52H220ZM255 51H256V53H255ZM199 52H202L203 54H204V52H207V53H209V54H207V53H205L207 56L208 55H210V54H213V53H217L218 54V56L217 57H219V59H220V61L219 62H221L220 64H219V62H218V60L216 59V58H214V60L216 61L217 60V62H218V64H219V66H213L214 64H216V63H214L213 62V64H212V62H211V67L210 66H208L207 64H209L210 62H209V56L207 57V59H205L207 62H209V63H207L205 60L202 62L201 60H203L204 59V57L205 56H203V54L201 53V56H203V59H202V57L201 56H199L200 55V53ZM235 52H237L236 54H235ZM110 53V55L111 56H109L108 54ZM122 53V54H121ZM186 53H188V55L186 54ZM239 53V54H238ZM261 53H263V54H261ZM99 54V55H98ZM124 54H125V57H123L124 56ZM216 54V55H217ZM56 55H58V54H56ZM76 55V56H75ZM86 55V56H85ZM107 56V57H109L107 60L109 61V62H111V63H113V62H115V60H116V62H115V64L114 65H117L115 68L117 69L118 67L121 69V73H122V75H121V73L120 74H118L117 72L120 70L119 68V70H117V74L119 75V76H121V77H123L121 80L122 81H119V77H118V75H116V73L114 72L115 70H114V68L112 67L111 69H110V67L112 66H110L109 64H107V62H104V61H107L106 60V58H104V56ZM114 55H115V57H114ZM220 55V56H219ZM257 57V56H259L260 55V57H258V58H260V60L262 59L263 61H262V63H261V61H260V64H258L259 63V60H257L256 61V59H258V58H256L255 56ZM126 56H127V58H126ZM135 56H134V58H135ZM188 56V57H187ZM76 57V58H75ZM80 57H82V59L80 60ZM84 57V58H83ZM87 57V58H86ZM190 57V58H189ZM240 57H242V60L240 59ZM95 58V59H94ZM113 58H115V59H113ZM117 58V59H116ZM122 59L123 61H125L124 63L125 64H127V66L128 67H130V68H132L131 70H129L128 68H126V66H125V64H123V61H121L120 59ZM189 58V59H188ZM192 58V59H191ZM93 59V60H92ZM113 59V60H112ZM125 59H127V60H125ZM143 59H145L144 57H143ZM147 59V58H146ZM178 59V60H177ZM194 59V60H193ZM201 59V60H200ZM247 59V61H245ZM248 59H250L249 61H248ZM118 60H120L122 63H119L120 61H118ZM131 60V61H130ZM84 62L83 63V65L80 63V62ZM90 61V62H89ZM92 61V62H91ZM139 61V62H138ZM179 61L181 62L180 64H179ZM211 61V60H210ZM213 61V60H212ZM222 61L224 62L223 64L225 65H222ZM93 62H96V63H94L95 65H97L98 67H100V69L99 68H97V66H94V67H96V68H94L93 67ZM101 63L100 65H99V63ZM108 62V63H109ZM131 62V63H130ZM205 62H206V65H205ZM244 62V63H243ZM247 62V63H246ZM248 62L250 63V64H248ZM255 62V63H254ZM86 63V64H85ZM107 65H106V64ZM132 63H134L133 65H132ZM184 63V64H183ZM193 63H195V65L193 64ZM248 65L247 66V68L246 67H244V65L246 66V64ZM80 64V66H78ZM84 64H85V66L88 64V66L85 68V66H84ZM93 64V65H92ZM105 64V65H104ZM129 64H131L130 66H129ZM139 65V64H141V65H139V66H134V65ZM145 64V65H144ZM172 64H173V66H172ZM187 64H189V65H186ZM192 64V65H191ZM204 64V65H203ZM257 64H258V66H257ZM108 65H109V69H107L108 68ZM155 65H156V67H155ZM180 65V66H179ZM182 65V66H181ZM250 65V66H249ZM261 65V66H260ZM50 67H52V65L50 64L49 65ZM83 67V68H77V67ZM152 66H153V68H152ZM159 66V67H158ZM164 68H163V67ZM184 66H186V67H184ZM189 66V67H188ZM210 67V68H208V67ZM227 66H228V68H227ZM251 66H254V71L256 72V71H258V72H256V74H254V72H253V67L251 68ZM49 67V74H57L56 76H58V71L54 68L53 69V67L52 68H50ZM102 67V68H101ZM104 67V68H103ZM133 67H134V70H133ZM176 67V68H175ZM200 67V68H199ZM219 67V68H218ZM225 67V68H224ZM245 69H244V68ZM257 67V68H256ZM262 67V68H261ZM72 68H74L73 70H72ZM77 68V69H76ZM91 69V70H89V69ZM105 68H106V74L104 73V71H105ZM153 70H152V69ZM231 68H233L234 70H235V68H236V71H234L233 69H231ZM239 69V72H238V69ZM252 70H251V69ZM258 68H259V70H258ZM54 70V71H52L51 72V70ZM86 69H87V71H86ZM99 69V70H98ZM165 69H167V70H165ZM182 69V70H181ZM213 69V70H212ZM218 69V70H217ZM219 69H221V70H219ZM222 69H224V70H226V72L224 71V70H222ZM242 69H244V70H242ZM247 69V70H246ZM104 70V71H103ZM108 70V71H107ZM112 70H114V71H112ZM156 70V71H155ZM200 70V71H199ZM57 71V72H56ZM73 71V72H75V73H72L71 74V72ZM89 71V72H88ZM93 71V72H92ZM110 71H112V74H111V72ZM132 72V74H131V72ZM139 71V72H138ZM143 71H144V73H143ZM147 71V72H146ZM158 71V72H157ZM161 71V73H159ZM167 71V72H166ZM184 71V72H183ZM201 71H203V72H201ZM214 71V72H213ZM218 73H217V72ZM221 71V72H220ZM228 71H231L232 72V74H231V72H228ZM241 71H248L247 73H250V75H251V77H250V75H248L247 73H243V72H241ZM252 71V72H251ZM101 72V73H100ZM107 72H109V73H107ZM115 74H114V73ZM138 72V73H137ZM152 72V73H151ZM163 72H165V73H163ZM177 72V73H176ZM201 73V75H200V73ZM228 72V73H227ZM240 73V74H238V73ZM141 73V75H142V73H143V75H142V77H139V76H141V75H139L138 76V74H140ZM147 73V74H146ZM149 73H151V75L149 74ZM158 73V74H157ZM176 73V74H175ZM187 73V74H186ZM223 73V75H221ZM235 73H237L236 75H235ZM53 74H52V76H53ZM78 75V79L80 80H74L73 78H75V76L74 75ZM82 75V77H81V75ZM104 74H105V76H104ZM110 74V75H109ZM168 74V75H167ZM170 74V75H169ZM175 76L174 77V80H172L173 81V83H176L177 81V84H179V86L181 85V88L183 89V91L184 92H186V93H182V89L180 90L179 89V91H181V93L183 94V96L184 95H186V96H188L187 98H186V96H184L185 98H186V100H190V106H194L193 108L191 107V109L193 110V112L195 113L196 111V113H195V115H197L199 118H203V117H208V115H210L208 118H204L201 122L203 123H200V120L201 119H199L198 121H199V124L197 123V125H195V129L193 130V127H188V126H191L190 124H189V122L187 121V117H185L184 116V114H182V112H180L184 117H185V119H184V117L178 112L179 110H177L178 108H176L174 105V98L173 97H169V95H168V93L170 92V89H169V91H168V88H170V86H171V83H167L168 81H170L171 80V78L173 77V75ZM214 74V75H213ZM216 74V75H215ZM231 74V75H230ZM241 74H244V76L243 75H241ZM247 74V75H246ZM263 74V75H262ZM54 75V76H55ZM85 75V76H84ZM92 75V76H91ZM95 75V76H94ZM102 75V76H101ZM112 75H114V76H112ZM133 75V76H132ZM160 75L162 76V78L160 77ZM239 75H241V76H239ZM259 76L258 77V79H259V84H261V86L259 87L257 84H256V81H257V83H258V79L256 80L255 78H257V76ZM117 76V77H116ZM126 76V77H125ZM136 76H137V78H138V80L136 79ZM167 76H169V77H167ZM172 76V77H171ZM184 76V77H183ZM202 77V78H199V77ZM215 76H216V78H215ZM234 76H236V77H239V78H243V80L241 79H239V78H237L236 79V77H234ZM243 76V77H242ZM247 78H246V77ZM254 76H255V78H254ZM134 77V78H133ZM167 77V78H166ZM176 77H177V79H176ZM179 77V78H178ZM218 77V78H217ZM220 77V78H219ZM249 77V78H248ZM68 78H67V80H68ZM83 80H81V79ZM98 78V79H97ZM107 78V79H106ZM111 78V79H110ZM156 78V79H155ZM164 78H166V81H164L165 79ZM254 78V79H253ZM115 79H117V80H115ZM125 79V80H124ZM176 79V80H175ZM180 79V80H179ZM198 79V80H197ZM201 79V80H200ZM214 79V80H213ZM230 79H232V81L230 80ZM235 79V80H234ZM244 79H245V81H244ZM263 79V80H262ZM116 82H115V81ZM157 80H159V81H157ZM233 80H234V82H233ZM87 81V82H86ZM89 81H91V82H89ZM103 81V82H102ZM112 81V82H111ZM140 81V82H139ZM144 81V82H143ZM171 81V82H172ZM214 81V82H213ZM218 83V82H220L219 84H217L216 82ZM227 81L229 82V83H227ZM239 81V82H238ZM243 81H244V83L246 82V84H243ZM249 81H251V82H249ZM253 81V82H252ZM105 82V83H104ZM106 82H108L107 84H106ZM139 82V83H138ZM154 82V83H153ZM158 82V83H157ZM164 82V83H163ZM166 82V83H165ZM226 82V83H225ZM255 82V83H254ZM74 82H73V84H75ZM172 83V84H173ZM205 83V84H204ZM232 83V84H231ZM247 83H249V84H247ZM94 84V85H93ZM137 84V85H136ZM156 86H155V85ZM167 84L168 85V87H167V85H166V87H167V89H166V87H165V85ZM177 84H174V85H172V86H175L176 88H179V86L177 85ZM183 84V85H182ZM186 84V85H185ZM201 84V85H200ZM221 84H223V86L221 85ZM227 84H229V85H227ZM88 85H90V87L88 86ZM97 85H98V88H97ZM113 85V86H112ZM115 85V86H114ZM124 85V86H123ZM136 85V86H135ZM144 85V86H143ZM157 85H159V86H157ZM186 87H185V86ZM204 85H206L205 87H204ZM211 85V86H210ZM220 85V89H222L221 90V92H220V89L219 88H217L218 86ZM230 85H231V88H230ZM233 85H235V86H233ZM238 85V86H237ZM243 85H246V86H243ZM101 86V87H100ZM106 86H108V87H106ZM122 86V87H121ZM148 86V88H147V90H146V87ZM155 86V87H154ZM161 86V87H160ZM178 86V87H177ZM208 86H210V87H208ZM215 86H217L216 87V89L218 90V91H216V92H214L213 93V91L212 90H215V88H213V87H215ZM226 86H228L227 88H226ZM242 86V87H241ZM163 87L165 88L164 90H162L163 89ZM235 87V88H234ZM244 87H246V89L244 88ZM255 87V89H253ZM256 87H258V88H256ZM85 88V89H84ZM92 90H95V91H92ZM97 88V89H96ZM156 88V89H155ZM205 88V89H204ZM207 88H210V89H212V90H210V89H207ZM233 88L235 89V90H233ZM236 88L239 90H237V92H238V95H239V97H237L236 95H234V93H233V91H236ZM241 88H244V90L246 91V93L248 92V91H250L249 93L250 94H248V96H250V99H251V101H247L249 98H247L248 96L246 95V94H244V95H246L245 97L247 98V99H245L244 100V95L243 94H239V92H242V93H245V91L243 90V89H241ZM78 89V90H77ZM88 89V90H87ZM143 89V90H142ZM145 89V90H144ZM187 89V90H186ZM253 89V90H252ZM86 90V91H85ZM111 90V91H110ZM118 91V93H121V94H123V95H121V94H118L117 95V92L116 91ZM122 90V91H121ZM205 90V91H204ZM113 91H115V92H113ZM126 93H125V92ZM130 91V92H129ZM163 91H164V95H163ZM209 91V92H208ZM211 91V92H210ZM244 91V92H243ZM253 91H255L254 93H253ZM262 91V90H261ZM16 92L21 96V90L18 88V90H17V88H16ZM82 92H83V94L84 95H82ZM86 92V93H85ZM100 92V93H99ZM168 92V93H167ZM229 92V93H228ZM231 92V93H230ZM257 92V93H256ZM91 93V94H90ZM94 93H95V95H94ZM103 93V94H102ZM114 93V94H113ZM116 93V94H115ZM129 93H130V95H129ZM205 93V94H204ZM221 93L223 94L224 93V95L226 96H224V95H222L221 96ZM233 93V94H232ZM236 93V92H235ZM258 93H260V94H258ZM98 94H99V96H98ZM105 94V95H104ZM111 94V98H109L110 95ZM128 94V95H127ZM144 94V95H143ZM162 94V95H161ZM254 94V95H253ZM262 94V95H261ZM88 95H89V97L90 98H88ZM106 95H108L107 97H106ZM114 95H116V96H114ZM132 95V96H131ZM150 95V96H149ZM212 95H213V97H212ZM242 95H243V97H242ZM258 96V97H255V98H252L253 96ZM96 96L97 97H99V98H96ZM101 96V97H100ZM106 97V99H103V98H105ZM123 96V97H122ZM131 96V97H130ZM138 96V97H137ZM171 96V95H170ZM192 96V97H191ZM215 96H216V98H215ZM218 96H220V97H218ZM262 96V97H261ZM94 97H95V100H94ZM103 97V98H102ZM126 97V98H125ZM129 97V98H128ZM137 97V98H136ZM150 97V98H149ZM167 98V100H170V98L172 99V101L171 102H173V103H171V104H173L171 107H170V105H169V102L167 101L166 102V100H165V98ZM168 97H169V99H168ZM237 97V98H236ZM261 97V100H259V98ZM89 100H88V99ZM126 100V99H129V100H131L132 98H134L133 100H132V102H129L128 104L127 103H125V101L123 100ZM204 98V100H202ZM208 98H209V100H208ZM210 98H212L211 100H210ZM213 98H215V99H213ZM223 98V99H222ZM241 98H243V99H240ZM258 98V99H257ZM103 99V100H102ZM112 99V100H111ZM140 99V100H139ZM157 99V100H156ZM161 99H163V100H161ZM252 99H254L258 104H260V106L261 107H259V106H257L255 103H253L254 102V100H252ZM23 100V99H22ZM25 100V99H24ZM32 100V102H30V100L28 101V103L30 102L31 104H36V105H38L39 106V104H42V105H44V109H45V106H47L48 104L47 103H44V102H46V101H44V102H39L38 100H36V99H31ZM35 100V101H34ZM135 100V101H134ZM138 100V101H137ZM152 101L153 100V102L154 101H156L157 103H158V107H159V109L157 108V110L155 109V110H153L154 112H152V110H149V108H148V105H149V103H150V101ZM161 100V101H160ZM207 100V101H206ZM217 100H220V101H218L217 102ZM35 103H34V102ZM106 101H104V102H102V103H99L98 102V105L96 104V108L100 111L101 110V108H102V110L100 111V112H102L103 111V109H104V107L105 108H107L105 105L107 104V102ZM138 103H137V102ZM144 101H146L147 102V104L146 105H143V106H145L144 108H146L147 109V111L144 109V111L145 112H147V113H149L148 112V110L150 111V116L149 117H147L146 118V116L148 115L147 113H146V115L144 116V114H145V112L143 111V106H140V104L142 105V103L143 104H145L146 102H144ZM187 101V102H188ZM202 101V102H201ZM204 101V102H203ZM216 101V102H215ZM242 101V102H241ZM245 101V102H244ZM253 101V102H252ZM261 101V102H260ZM39 102V103H38ZM162 102V103H161ZM206 102V103H205ZM97 103V102H96ZM111 103V104H110ZM135 103V104H134ZM164 103V104H163ZM168 104V107H169V109H168V107L166 108V104ZM189 103V102H188ZM207 103H209L210 105H208ZM216 103H218V104H216ZM247 103H248V105H247ZM47 104V105H46ZM99 104H101V105H99ZM123 104V105H122ZM209 106V108H208V106ZM235 104V105H234ZM237 104V105H236ZM112 105H115L114 103L112 104ZM134 105V106H133ZM213 105H214V107H213ZM216 105V106H215ZM234 105V106H233ZM240 105V106H239ZM99 106V107H98ZM116 106V105H115ZM122 106H123V108H122ZM207 106V107H206ZM212 108H211V107ZM233 106V107H232ZM236 106V107H235ZM40 107H42L41 105H40ZM108 107V108H109ZM129 107H130V109H129ZM132 107V108H131ZM206 107V108H205ZM216 107V108H215ZM241 107H243L242 109H241ZM259 107V109H257ZM43 108V107H42ZM48 108H49V106H48ZM108 108L107 109H105L104 111H107L108 110ZM129 109L128 111H130L129 113H128V111H127V109ZM174 110H173V109ZM203 108V109H202ZM218 108V109H217ZM235 108V109H234ZM240 108V109H239ZM132 109H134V110H132ZM136 109V110H135ZM172 109V110H171ZM176 109V110H175ZM211 109V110H210ZM160 110V111H159ZM199 110V111H198ZM232 110H233V112H232ZM242 110V111H241ZM257 110H259V111H257ZM57 111H59L60 113H58L57 115L58 116H61V115H65L67 118L69 117H71V115H72V117L73 118H68L69 120H75V121H77L78 122V120H77V118H78V116H77V118H76V116L75 115H73V114H71V113H66V112H64V111H60V110H57ZM103 111V112H104ZM136 111V112H135ZM155 111H157L158 113H155ZM172 112V113H170V112ZM176 111H177V113H179V115H181L180 117H178L179 115L178 114H176ZM220 111V112H219ZM239 111H241V112H239ZM257 111V112H256ZM261 111H262V113H261ZM160 112V113H159ZM167 112V113H166ZM173 112H174V114H173ZM215 112H216V114H215ZM259 112V113H258ZM57 113V112H56ZM153 113H155V114H153ZM171 115V116H168L169 114ZM200 113V114H199ZM220 113H222V114H220ZM230 113V114H229ZM232 113H233V115H232ZM258 113V114H257ZM132 114V115H131ZM157 114V115H156ZM161 116H160V115ZM168 114V115H167ZM262 114V115H261ZM128 115V116H127ZM173 115L175 116L174 118H176V119H174V121H176V122H172L171 121V119H170V121L168 120V118L170 117V118H173ZM178 115V116H177ZM201 115H203V117L201 116ZM221 117H220V116ZM223 115V116H222ZM225 115V116H224ZM259 115V116H258ZM131 117V119L130 118H128V117ZM140 116V118H138ZM158 116V117H157ZM215 116V117H214ZM233 116V117H232ZM64 117V116H63ZM65 117V118H66ZM213 117V118H215L216 120L214 121V120H212L211 118ZM262 119H261V118ZM229 118H231V119H229ZM236 118V117H235ZM254 118H255V120H254ZM259 118H260V120H259ZM126 119V120H125ZM128 119V120H127ZM158 119H160V121L158 120ZM178 119H180V120H178ZM211 120V121H209V120ZM229 119V120H228ZM82 120H83V122H82ZM107 120H105V121H107ZM146 120V121H145ZM157 120V121H156ZM173 120V119H172ZM181 120L182 121H184V122H181ZM259 120V121H258ZM74 121V122H75ZM104 121V122H105ZM153 121V122H152ZM155 121V122H154ZM159 121V122H158ZM253 121H254V124H253ZM258 121V122H257ZM77 122H75V123H77ZM91 122V121H90ZM122 122V123H121ZM215 122V123H214ZM222 122V121H221ZM244 122V123H243ZM260 122H262V123H260ZM117 123H120V124H117ZM131 123H132V126H131ZM173 123H175V124H173ZM183 123H187V124H183ZM206 123V124H205ZM251 123V124H250ZM84 124H89V125H86V126H84ZM124 124V125H123ZM148 124V125H147ZM164 124V125H163ZM171 124H173V125H171ZM183 124V125H182ZM189 124V125H188ZM208 124V125H207ZM210 124H213L212 126L210 125ZM244 124V125H243ZM253 124V125H252ZM155 125V126H154ZM185 125V126H184ZM188 125V126H187ZM203 125V126H202ZM209 125L211 126V127H209ZM115 126V127H114ZM131 126V127H130ZM151 128V127H153V132H155V133H153L152 131H151V129L149 128V127ZM179 126V127H178ZM184 126V127H183ZM205 126V127H204ZM114 127V128H113ZM138 127V128H137ZM172 127H174V128H172ZM201 127V128H200ZM202 127H204V131H201L200 129H203ZM208 127V128H207ZM159 130H158V129ZM165 128V129H164ZM192 128V129H191ZM243 128H241L242 130L241 131H243ZM129 129V130H128ZM131 129V130H130ZM133 129H135V130H133ZM146 129V130H145ZM148 129H150V131L148 130ZM190 131V129H191V131H194V132H191V134H190V132L188 131V130ZM199 129V131H197ZM206 129H207V131H206ZM209 129V130H208ZM107 130V131H106ZM121 130V131H120ZM164 130V131H163ZM182 130H184V133H189V134H185V135H187L189 138H187V137H184V134H183V131ZM240 130V129H239ZM261 132V133H259V131ZM119 131V133H117ZM132 131V132H131ZM159 131V132H158ZM182 131V132H181ZM256 131H258V132H256ZM96 132V131H95ZM102 132H100L99 133V135L101 136V134H102ZM152 132V133H151ZM163 132V133H162ZM182 133L181 135H183L182 137H184V139L180 136V133ZM210 132V131H209ZM244 132V131H243ZM113 133V134H114ZM161 133V134H160ZM256 133V134H255ZM121 134H126V136L125 135H121ZM130 134V135H129ZM152 135V136H150V135ZM259 134V135H258ZM98 135V134H97ZM104 135V134H103ZM102 135V136H103ZM108 135V136H107ZM120 135H121V137H123L124 136V138H121L120 137ZM133 135H136V136H133ZM252 135V136H251ZM101 136V137H102ZM132 136V137H131ZM156 136V137H155ZM181 138H180V137ZM258 136V137H257ZM114 137V136H113ZM125 137L127 138V139H125ZM129 137V138H128ZM137 137V138H136ZM160 137V138H159ZM166 137V138H165ZM252 137V138H251ZM110 138H112V136L110 137ZM110 138H108V139H110ZM120 138H121V141H120ZM141 138H142V140L144 141V146H143V141L141 140ZM144 138V139H143ZM155 138V139H154ZM123 139H124V141H123ZM134 141H133V140ZM145 139H147V140H145ZM149 139V140H148ZM151 139L153 140V142H151ZM167 139V140H166ZM177 139V140H176ZM181 139H183V140H181ZM249 139V137L247 138V140ZM164 140V141H163ZM174 142H173V141ZM185 140V141H184ZM118 141H116V142H118ZM134 143H133V142ZM142 141V142H141ZM146 141V142H145ZM187 141V142H186ZM189 141V142H188ZM126 142V143H125ZM129 142V143H128ZM132 142V143H131ZM156 142H158L160 145H158ZM184 142V143H183ZM128 143V144H127ZM154 143V144H153ZM171 143V144H170ZM195 143V144H194ZM4 144H5V146H4ZM136 144H138L137 146H136ZM147 144H148V146H147ZM150 144V145H149ZM151 144H153V145H151ZM161 144H163V146L161 145ZM185 144H186V146H185ZM132 145V146H131ZM196 145V146H195ZM147 146V147H146ZM151 146L153 147V149L151 148ZM158 146H161V147H158ZM179 146V147H178ZM189 146V147H188ZM191 146V147H190ZM126 147H128V148H126ZM134 147V148H133ZM177 147V148H176ZM210 147V148H211ZM145 148H146V150H145ZM150 148H151V151H150ZM160 148V149H159ZM170 148V147H169ZM168 148V149H169ZM179 148V149H178ZM171 149H169V150H171ZM188 149V150H187ZM195 149V150H194ZM197 149H199V150H197ZM254 149V148H253ZM153 150H154V152H153ZM166 150V149H165ZM164 150V151H165ZM190 150V151H189ZM202 150V152H200ZM168 151V150H167ZM166 151V152H167ZM175 151V150H174ZM186 152L185 154H183V152ZM188 151V152H187ZM197 151H199V152H197ZM209 151V152H208ZM226 151V152H225ZM128 152H130V154L128 153ZM136 152V153H135ZM143 152V153H142ZM146 152H148V153H146ZM150 152V153H149ZM152 152H153V154H152ZM169 152V151H168ZM191 152H193V153H191ZM205 152V153H204ZM220 152V153H219ZM155 153V154H154ZM178 153H179V151H178ZM201 153V154H200ZM202 153H204V154H202ZM207 153V154H206ZM210 153H211V155H210ZM212 153H216V154H219V155H222L221 157H222V159L219 157L218 158V156L219 155H216V154H212ZM223 153H224V155H223ZM228 153V154H227ZM129 154V155H128ZM136 154V155H135ZM138 154V155H137ZM209 154V155H208ZM232 154H233V156L234 157H232ZM183 155V156H182ZM208 155V156H207ZM213 155H215V156H217V160H216V157L215 156H213ZM241 155L243 156V160L245 161V163H244V161H242L241 162V164H239V162H238V159L241 157ZM256 155H257V157L259 158H256ZM259 155V156H258ZM144 156V157H143ZM147 156V157H146ZM171 156V157H170ZM181 156L183 157V159L181 158ZM192 156H195L194 158H192ZM199 156V157H198ZM210 156H211V158H210ZM12 156H11V153H10V148L9 147H7L6 146V140H5V137L2 135V119H1V117H0V231L2 230V234H1V236H2V238L0 239V241L1 240H4L5 241V243L3 244V245H5L6 246V248H7V252L11 255V264H16L17 263V261H18V259H19V257H20V236H21V230L23 229V222H22V220H21V217H20V214H19V210H18V205H17V198H16V195H15V192H14V189H13V187H12V182H13V179H12V176H13V173H12V158H11ZM146 157V158H145ZM164 157V156H163ZM179 157L182 159V160H180L179 161ZM205 157V158H204ZM209 157V158H208ZM227 157H230V159L229 158H227ZM262 158H264L263 156H261ZM185 158V159H184ZM201 160H200V159ZM208 158V159H207ZM213 158V159H212ZM229 161V162H226L227 160ZM242 158V157H241ZM247 158H249V160L251 159V158H256L257 160L255 161V159H253V161L255 162L254 164H252L253 163V161H251L252 163H250V161L248 160L247 162H246V160H247ZM137 159V160H136ZM138 159L140 160V162L138 161ZM143 159V160H142ZM164 159V160H163ZM167 159V160H166ZM172 159V160H171ZM177 159H178V161H177ZM232 159V160H231ZM234 159H235V162H237V163H234ZM169 160V161H168ZM171 160V161H170ZM195 160H196V162H195ZM203 160V161H202ZM218 160H220V161H218ZM225 160V161H224ZM259 160V162H258V164L257 165H255L256 163H257V161ZM261 160V161H260ZM131 161V162H130ZM133 161H134V163H133ZM199 161V162H198ZM212 161V162H211ZM263 161V162H262ZM160 161H158V163H159ZM173 162V163H172ZM191 162V163H190ZM194 164H193V163ZM210 163V164H208V163ZM224 162V163H223ZM253 166V168H251V171H249V169H250V167L251 166H249V167H247L248 165H250L249 163ZM174 164V166H173V168L171 167L172 166V164ZM176 163V164H175ZM185 163V164H184ZM198 163V164H197ZM223 163V165H220V164H222ZM261 163V164H260ZM162 164H163V167L165 166V164L164 163H160L159 164V166H162ZM170 166H169V165ZM189 164L191 165L192 164V166H189ZM196 164V165H195ZM217 164V165H216ZM233 164H237L236 165V167L235 166H232ZM135 165H136V167H135ZM175 165H177V166H175ZM194 165V166H193ZM230 165V166H229ZM218 166V167H217ZM254 166L256 167L255 169H254ZM258 166H260V167H258ZM166 167V166H165ZM164 167V169L167 171V168H165ZM174 167H175V169H174ZM217 167V168H216ZM230 167V168H229ZM234 167V168H233ZM262 167H263V169H262ZM211 170H210V169ZM215 168V169H214ZM220 168V169H219ZM258 168V169H257ZM163 169V168H162ZM260 169H262V171H260ZM210 170V171H209ZM214 170V172H212ZM216 170V171H215ZM218 170V171H217ZM165 171V172H166ZM204 171V172H203ZM260 171V172H259ZM179 172H182V176H181V173L180 174H178ZM211 172V173H210ZM222 172V173H221ZM253 172H254V174H253ZM167 173V172H166ZM226 173V174H225ZM256 173V174H255ZM177 175H179L180 177H178ZM185 177H184V176ZM221 175V176H220ZM224 175V176H223ZM174 176H176V178H177V180H176V178H174ZM190 176L192 177V179H194V180H197L196 182L194 181V180H192L191 181V178H190ZM197 176V177H198ZM208 176V177H207ZM203 177V178H202ZM228 177V178H227ZM231 177V179H229ZM130 179H127L126 181H125V183H130V181H131V177H129ZM183 178H185V179H189L190 180V182L188 183V181L187 182H185V183H182V179ZM12 179V180H11ZM227 179V180H226ZM229 179V180H228ZM236 179V180H235ZM215 180V181H214ZM218 180V181H217ZM224 180H225V182H224ZM184 181V180H183ZM186 181V180H185ZM210 181V182H209ZM214 181V182H213ZM238 181V182H237ZM243 181V182H242ZM198 182H199V184H203L202 186L204 187V188H192L191 186H187V184H197V185H199L198 184ZM223 182H224V184L225 185H222L223 184ZM230 182V184H227V183H229ZM232 182H234V183H232ZM245 182H247V183H245ZM182 183V184H181ZM210 183H212V184H210ZM238 183V184H237ZM186 184V185H185ZM207 184V186H209V189H210V191L208 190V189H205V185ZM209 184V185H208ZM216 184H220V185H216ZM245 184H247L246 186H245ZM215 185V186H214ZM199 186H201V185H199ZM251 186V187H250ZM253 186V187H252ZM259 186V187H258ZM219 187V188H218ZM206 188H208V187H206ZM239 188H241V190L239 189ZM249 190H248V189ZM258 188H260V189H262L261 191H260V189H258ZM190 189H192V190H190ZM225 191H223V190ZM237 189V190H236ZM198 192H197V191ZM207 190V191H206ZM252 190H253V192L254 191H256V192H252ZM189 191H192L191 192V194H189L190 192ZM212 191H213V193H212ZM218 191H220L221 193H219ZM235 191H237V192H235ZM260 191V192H259ZM194 192V193H193ZM207 192H209V193H207ZM228 194H227V193ZM250 192H252V193H250ZM263 192V193H262ZM222 194V193H224V195L222 194V195H219V194ZM240 194L239 196H238V194ZM249 193V194H248ZM258 193V194H257ZM261 193V194H260ZM192 194H194V195H192ZM225 194H226V196L228 197V198H226V199H228V200H226L225 198L224 199H222V197H226L225 196ZM237 194V195H236ZM261 195V196H260ZM242 198H241V197ZM194 197V199H193V201L191 200L192 198ZM230 197H232L233 199H231ZM234 197H236V198H234ZM238 197L240 198L239 200H238ZM229 198L231 199V200H229ZM251 198V199H250ZM221 199V200H220ZM249 199L250 200H252V201H249ZM197 200V201H196ZM259 200V201H258ZM231 201V202H230ZM242 201H245V202H242ZM249 201V202H248ZM230 202V203H229ZM256 202V203H255ZM258 202H260V203H258ZM67 204V206L68 207H72V203H66ZM78 204V208H79V212H85V210L86 211H89L90 213H92V214H94L95 216L101 211L102 213H106V214H120L119 216H123L124 214H126V216H128L127 214H129V215H135V216H142V215H144V216H142V217H148V215L146 214V213H144V212H141V211H139V210H137L136 208H135V206L133 205V203H111L110 205H109V203H102L103 205H101L103 208L101 209V207H99L98 206V208H96V206H97V204L96 203H91L90 204V206H89V204H83V203H77ZM100 204V203H99ZM105 204H107V205H105ZM115 204V205H114ZM129 204V205H128ZM84 205H86V206H89L88 208L86 207H84ZM245 205H247V206H245ZM110 206V207H109ZM112 206H114V207H112ZM131 206V207H130ZM106 207H108V208H110V209H106ZM183 207V208H184ZM112 208H114V211H113V209ZM136 210H135V209ZM88 209V210H87ZM94 209H96L95 210V213H93V211L92 210H94ZM112 209V211H108V210H111ZM115 209H116V211H115ZM119 209V210H118ZM133 210V211H132ZM92 211V212H91ZM118 211V212H117ZM120 211V212H119ZM98 212V213H97ZM100 212V213H101ZM133 212V213H132ZM99 213V214H100ZM80 214V213H79ZM123 214V215H122ZM82 215V214H81ZM73 216L76 218V216H77V218H78V213L77 212H73ZM146 217V218H147ZM208 219V220H207ZM207 220V221H206ZM189 222V223H190ZM192 224V225H193ZM200 224V225H201ZM217 224V225H216ZM256 224V225H255ZM193 225V226H194ZM198 225V224H197ZM216 225V226H215ZM249 225V226H248ZM219 226V228L218 229H216L217 227ZM222 227L226 230V232L227 233H222V232H224V231H222V230H224V229H222ZM197 230H199V231H197ZM195 229V230H194ZM193 230V231H192ZM208 230V231H207ZM218 230H220V232L218 231ZM243 231H245L244 232V234H243ZM128 234H127V233ZM133 233V232H135L134 233V235H132L131 233ZM246 232H248V233H246ZM142 233V232H141ZM245 233H246V235H245ZM135 234H136V237H137V239H136V237H135ZM166 234V235H165ZM249 234H251V235H249ZM253 234V235H252ZM159 235V236H158ZM180 235V236H179ZM253 236V237H252ZM250 237V238H249ZM252 237V238H251ZM107 240H109V241H107ZM139 241L140 240V242L141 241H143V242H145V243H138L137 241ZM150 241H151V245H149L150 244ZM148 243V244H147ZM263 243V244H262ZM146 244V245H145ZM149 245V246H148ZM203 256V257H202Z\"/></svg>",
    "mask_w": 264,
    "mask_h": 264
},
{
    "label": "crops",
    "instance_id": "obj_3",
    "mask_svg": "<svg viewBox=\"0 0 264 264\" xmlns=\"http://www.w3.org/2000/svg\"><path fill=\"white\" fill-rule=\"evenodd\" d=\"M2 230L0 231V239L2 238ZM4 243V240L0 241V264H11V255L7 252L8 250L6 246L3 245Z\"/></svg>",
    "mask_w": 264,
    "mask_h": 264
},
{
    "label": "built area",
    "instance_id": "obj_4",
    "mask_svg": "<svg viewBox=\"0 0 264 264\" xmlns=\"http://www.w3.org/2000/svg\"><path fill=\"white\" fill-rule=\"evenodd\" d=\"M188 1L196 2L197 0H188Z\"/></svg>",
    "mask_w": 264,
    "mask_h": 264
}]
</instances>
